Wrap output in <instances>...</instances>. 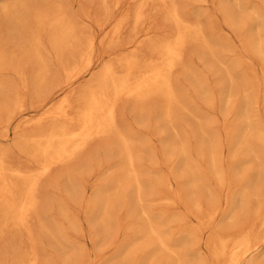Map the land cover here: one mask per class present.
Wrapping results in <instances>:
<instances>
[{
	"label": "bare ground",
	"instance_id": "6f19581e",
	"mask_svg": "<svg viewBox=\"0 0 264 264\" xmlns=\"http://www.w3.org/2000/svg\"><path fill=\"white\" fill-rule=\"evenodd\" d=\"M11 1V0H10ZM25 1V0H24ZM27 1V0H26ZM34 1V0H33ZM33 1H32V3H33ZM41 1V0H40ZM49 1V0H48ZM54 1V0H53ZM88 1V0H87ZM90 1V0H89ZM97 1V0H96ZM107 0H102L101 1V3L102 2H106ZM110 1V0H109ZM123 1H126V0H113V5H114V7L117 9V14H116V16L113 18V19H111V20H105V21H101V20H99V19H93V16H92V18L89 16V15H86V19H87V21H89V23H90V26H92V32L90 33V35L89 36H87L88 38H87V43H86V47H85V49L83 50V48H82V52L80 51V54H81V58H80V64L79 65H76V66H74V64H71L72 66L70 67V66H66V65H68V64H66L65 62H64V64H65V73H66V76H67V78L65 79V81L61 84V85H58V88L56 89V91H55V95H53V96H51L50 98H48L47 100H45L44 99V101L43 100H41V99H39V100H41L42 102L39 104V105H37V107H35V108H33V106L31 105V103H30V105L32 106V110H27V108H26V105H25V91H26V88H27V85H26V82H28L30 79H28L27 78V81H26V75L27 74H25V73H27V72H25L26 70H25V66H26V64H27V62H28V56L30 57L29 59H30V61H31V56H30V54L33 56V59H32V62L34 63V60L36 61V63L40 66L38 69H39V71L37 72L36 71V73H35V75L37 76V81H35V82H37V85L35 86L36 87V90L37 91H39V92H41L40 94H41V97H42V95H44L45 94V92H46V89H48V88H46V86H49L50 85V83H51V85H52V79H51V77L49 76V79H50V83H48L49 85H45V82L47 81L46 79H48L47 78V75H45V74H48L49 75V72L47 73L46 72V69L44 68L45 67V62H48L49 60H48V58H45V57H48L49 55H47V49H49V50H51L54 54H55V49H57V48H59V47H65V46H70L71 44H72V40H73V38H75L74 37V35L75 36H78L79 34H81L82 32L79 30V25L77 24V22H76V26H75V23H74V26L76 27V32H77V30H79V32H81V33H79L78 32V35H77V33L75 32V27L73 26V24L69 21L70 19H72L73 17H68L69 16V14H67V12H65V10L66 9H64V6L61 4V2H59V0H58V2H57V0H56V3H55V5H53V6H55V9H48V8H45V7H41V6H39L38 4L36 5V4H34L35 6H32V4H31V6L32 7H27L26 6V4H25V2L23 3V1H16V2H13V3H10L9 2V0L7 1H2V0H0V203H1V205H0V208L2 209V211H1V213L3 212V214H2V216H3V218L6 220L5 222H7V221H9V220H11V222L10 223H12L13 225L14 224H16L17 226H24V224L26 223V222H28V217H30V215H34L35 213V210H36V208H37V198H36V194L37 193H39L38 191V189H39V183H40V180L41 179H43V178H46V177H48L51 173H52V171L54 170V169H56V167L57 166H60V165H67V163H70V162H72V163H76V164H78V163H82L83 165L82 166H85V165H87V164H84V163H87V162H89L91 159H92V157H93V155L95 156V157H97V151H95V153L93 154H88V152L90 153L91 152V145L93 146V144H92V142L93 141H103V145H99L100 147H106V149H108L107 151H109V149H111V151H112V149L115 151V156L114 155H112V156H114V158L116 157H118V161H117V166H116V169L114 170L115 171V174L114 175H112V177L110 178L111 180L109 181H107V183H111L112 184V182H116V183H118L117 184V186H116V189H115V187L113 188V193L110 195V191H107V189L108 190H111V189H109L110 187H107V188H105V186L102 188V186L104 185H100L101 186V188L102 189H100V188H98V190H97V187H96V189H95V197H94V199L92 198H90L89 200H90V202H88V201H86V202H83V203H87L88 205H90L91 204V202H93L94 203V208L93 209H95L96 210V212H98L97 214H96V212H95V216L96 215H98L99 217H103V216H106L108 219H111V215L108 213V212H110V211H107L109 208H112L113 207V205H112V202L114 203L115 201H117V202H119L118 200H120V198H123L124 200H126V202H128L129 201V199L128 198H131V196L134 194L135 195V198H134V196H133V198L135 199V201H137L138 203H139V201H140V203H141V198H142V193H143V183H142V179L137 175V173H138V171L136 172V168H139V167H135L134 166V161H133V159H135L134 157H133V159L131 158V154L128 152V150L126 151V152H128V154H126V153H124V148H123V145H124V147H125V145L127 144V141H125V138H123V136L121 135V133L120 132H118L119 131V129H118V127H119V125L117 124V120H119V119H117V113H118V106H119V104H120V102L122 101V100H127V99H129V100H131L132 101V105H133V108H134V112H131V113H133V115H132V117H134V114H135V116L138 118V119H141L142 120V116L144 115V118L143 119H145V114L146 113H148V109L151 107V110L152 109H156L157 107V105L156 106H154V108H152V106H150L149 108H148V103L150 102H152L151 103V105L153 104V102H156V103H158L159 105H158V110H157V112L154 114V116H153V119L155 118V116L157 115V119L159 120V121H157V122H163L164 124H166L167 126L166 127H168V135L166 134V136H165V139H167V141L168 140H170V141H172L173 139H175V141L176 142H178V144H177V146L175 147V148H177L175 151H173V152H171V151H169V146L168 145H166L165 144V147H167L168 146V151L165 149V154H168V153H170L169 154V156L171 155H175V164H176V170H178V171H180L181 169H185V171H186V173H183L185 176H186V178L188 177V179L189 178H191V181L193 182L194 181V179L192 180V178H195V177H200L201 176V173H200V171L199 170H194L193 168H192V158H190L189 157V154H187V150H186V148H187V146H186V148L184 147V145H182L181 144V142H180V145H179V141H181V138L182 137H180L179 135H178V132L177 131H180V130H177V131H175V127L176 126H174L173 124H174V122H175V120H177L176 118H177V116L178 115H186V116H188V115H190V112H189V114L187 115V112L185 111V110H183V108H186V107H184L185 106V102L184 103H182L183 102V100H184V98H181V95L183 94V90H185L183 87H182V84H180V82H178L177 80H175V78H174V73L178 70V69H180L181 67H183V65H184V63L185 64H187L186 63V61L185 60H183V59H185V56H184V54H186V51L184 50L185 49V47H186V45L187 44H190V43H194L197 47H196V49H197V52H198V50H199V52H203V54L205 53L207 56L209 55L210 56V58L211 57H213L212 55H213V53H214V51H216V48H218V47H214V44H213V46H211L210 44H211V42L213 41L214 43H215V41H214V38L212 37V36H210L209 38L211 39V37L213 38L212 39V41L210 42L207 38H208V36H207V38H206V36H204L203 35V30H202V27L201 26H203L202 25V23H201V26L199 25V23L198 22H191L188 18L186 19V18H184V16L182 15V14H184L183 12H182V14H181V12H180V10H181V8H180V10H179V8H178V6L175 4V3H171V4H167V3H169V2H165V0H130V1H132V2H130V3H133L134 4V6H133V8L132 9H130V10H124V12H120L121 10H122V8H121V5H122V3H123ZM193 1V0H192ZM201 1V0H200ZM199 1V2H200ZM205 1V0H204ZM220 1V0H219ZM218 1V2H219ZM222 1H223V4H222ZM239 1H241L240 2V4H239ZM245 1L246 0H225V2H224V0H221V4L223 5V8H222V6H221V4L219 5V6H221L220 7V11L223 9V14L224 15H226V18H225V25L229 28V29H233V28H235V27H238V26H240V27H244V25L246 24V22H247V17L245 16V12H247V10H245V7H246V3H245ZM250 1V0H249ZM253 1V0H252ZM252 1H251V3H252ZM256 1H258V0H256ZM261 1H263V3H264V0H261ZM260 1V2H261ZM43 2V1H42ZM82 2V1H81ZM84 2H85V0H84ZM91 2V1H90ZM191 2V1H190ZM194 2V1H193ZM197 2V1H196ZM217 2V3H218ZM247 2V1H246ZM35 3H38V2H35ZM98 3V2H97ZM192 3V2H191ZM202 3H203V1H202ZM249 2H247V4H248ZM249 4V5H251V7L253 8V6H252V4ZM40 4H41V2H40ZM47 4H48V2H47ZM53 4H54V2H53ZM77 4V3H76ZM81 4V3H80ZM89 4V3H88ZM107 4V3H106ZM188 4V3H187ZM190 4V3H189ZM216 4V3H215ZM254 4V3H253ZM105 5V4H104ZM112 5V6H113ZM181 5V4H180ZM192 5V4H191ZM201 5V4H200ZM212 5V4H211ZM42 6H43V4H42ZM88 6V5H87ZM87 6H86V8H87ZM91 6V5H90ZM99 6V5H98ZM151 6H152V8H151ZM257 6V5H256ZM82 7V6H81ZM103 7V6H102ZM110 7H111V5H110ZM109 7V8H110ZM193 7V6H192ZM191 7V8H192ZM250 6H248V9L249 8H251ZM255 7V6H254ZM263 7V6H262ZM66 8V7H65ZM218 8V7H217ZM240 8V12L238 13V12H236L235 10H237V9H239ZM256 8H258V6L256 7ZM255 8V10L257 11V12H255V10H254V12L255 13H258V12H260V11H258V9H256ZM261 8V7H260ZM94 9V8H93ZM92 9V10H93ZM103 10H104V8H102ZM101 9V10H102ZM151 9L153 10V9H157V10H159V12L161 11V13H162V19H165L166 21H169L172 25H174L175 26V29H173V32L172 33H170V35H168V33H167V35L166 36H163V37H160V38H156V37H154V35H153V32H154V30L153 29H155L153 26H151L153 23L150 21V19H149V21L152 23V24H149V25H146V27H143V29L141 28V30L140 31H138V32H136L135 33V35L130 39V40H128L127 41V43L125 44V45H123V46H121V48H119V50L118 51H120V52H118V51H114V52H111L110 53V56H111V59H113L114 60V63H112V60L111 59H109V60H111V63L110 62H108V60L107 61H104V60H101V59H98V58H96L97 56H95V47H96V43L97 42H99L98 40H99V37L101 36V38H100V41L102 42V41H104V40H107L108 41V43H113L115 46L117 45L118 47L120 46L119 44H117L120 40H121V37H122V32H124L123 30H125V28H123L124 27V25H126V24H128V22H132L134 25H137L138 24V26H139V23H140V25L142 24V23H145V20L147 19V21H148V18H151L149 15L151 14L150 12H151ZM195 9H197V8H195ZM205 9V8H204ZM219 9V8H218ZM247 9V8H246ZM87 10V9H86ZM91 10V13L93 12ZM103 10H102V13H103ZM194 10V9H193ZM198 10V9H197ZM197 10H195V11H197ZM251 10V9H250ZM68 11H70V10H68ZM97 11H98V8H97ZM189 11H191V13L193 14V15H195L196 16V13H193V12H195V11H192V10H189ZM200 11V10H199ZM202 12H203V10H201ZM264 11V10H263ZM105 13H106V10L104 11ZM188 12V11H187ZM202 12H199V13H201V15L203 14ZM206 12V11H205ZM219 12V11H218ZM252 12V11H251ZM76 13V12H75ZM84 13V12H83ZM103 13L104 15H106V14H108V13ZM112 13V12H111ZM150 13V14H149ZM210 13V12H209ZM239 15H238V14ZM248 13H249V11H248ZM253 13V12H252ZM260 13H262V11L260 12ZM70 14L72 15V13L70 12ZM84 14H86V13H84ZM190 14V13H189ZM192 14H190L191 16L190 17H192ZM222 14V13H221ZM235 14H237L238 16H239V18L237 17H235L236 19H237V21H235L236 19L234 18V16H235ZM242 14H243V17H242ZM83 15V14H82ZM95 15H97V13L95 14ZM152 15V14H151ZM159 15V14H158ZM188 15V14H187ZM186 15V16H187ZM198 15V14H197ZM200 15V16H201ZM236 15V16H237ZM241 15V16H240ZM252 14H250V16H251ZM263 15V17H264V13L262 14ZM73 16V15H72ZM108 16V15H107ZM111 16V15H110ZM161 16V15H160ZM204 16L205 17H203V15H202V17L205 19L206 18V14H204ZM209 16H210V14H209ZM212 16V15H211ZM248 16V15H247ZM256 16H257V18H256V20H259L260 18H259V13L258 14H256ZM255 16V17H256ZM103 18H106V17H104V16H102ZM113 17V16H112ZM189 17V16H188ZM197 17V16H196ZM213 17H214V15H213ZM252 17H254V16H251V19H252ZM70 18V19H69ZM75 18V17H74ZM77 18V17H76ZM103 18H101V19H103ZM194 18V17H193ZM198 18V17H197ZM208 18L209 17H207V20H208ZM212 18V17H211ZM249 18V17H248ZM259 18V19H258ZM157 19H159V17H157ZM194 19H196V18H194ZM214 19V18H213ZM235 19V20H234ZM250 19V18H249ZM248 19V20H249ZM250 19V20H251ZM78 20V19H77ZM77 20H74V19H72L71 21H77ZM152 20V19H151ZM240 20V21H239ZM262 20H264V18L262 19ZM31 22L32 23V26H29L27 23L28 22ZM80 21V20H79ZM147 21H146V23H147ZM200 21V20H199ZM212 21V20H211ZM213 21H215V20H213ZM253 21V20H252ZM149 22V23H150ZM249 22V21H248ZM247 22V23H248ZM258 22V21H257ZM79 23V22H78ZM145 23V24H146ZM154 23H157L156 21L154 22ZM158 23H159V21H158ZM162 23V22H161ZM166 23V22H165ZM168 23V22H167ZM254 23H255V18H254ZM254 23H253V25H254ZM259 24H261L262 25V23H263V21H261V19L259 20V22H258ZM84 24V23H83ZM87 24V23H86ZM144 24V25H145ZM237 24H238V26H237ZM249 24V23H248ZM257 24V23H256ZM255 24V25H256ZM133 25V26H134ZM154 25V24H153ZM156 25V24H155ZM170 25V24H169ZM209 25V24H208ZM212 25V24H211ZM253 25L252 26H248L249 28L250 27H252L253 28ZM157 26V25H156ZM173 26V27H174ZM158 27V26H157ZM160 27H161V25H160ZM164 27V26H163ZM167 27V26H166ZM165 27V28H166ZM169 27V26H168ZM213 27V26H212ZM215 27H216V25H215ZM263 27V26H262ZM261 27V28H262ZM83 28V27H82ZM81 27H80V29H82ZM136 28H137V26H136ZM139 28V27H138ZM137 28V30H139ZM245 28V27H244ZM249 28H248V32H250V30H249ZM259 29L260 30V27L259 26H255V29L254 30H252L251 32L253 33V31H254V35L256 36L257 34H256V29ZM264 28V27H263ZM133 29H135V28H133ZM204 29V28H203ZM208 29H210L209 27H208ZM236 29L237 28H235L234 30L236 31ZM242 29V28H241ZM251 29V28H250ZM157 30V29H156ZM163 30V29H162ZM166 30V29H165ZM207 30V29H206ZM216 30H218V29H216ZM243 30V29H242ZM258 30V31H259ZM83 31V30H82ZM135 31V30H134ZM158 31V30H157ZM156 31V32H157ZM161 31V30H160ZM168 31H169V29H168ZM212 30H210V32H211ZM264 31V30H263ZM43 32H45V33H47L48 35H49V41L47 42V44H48V48L46 49V47L47 46H45L43 43V40L41 41V38H40V36L42 35V33ZM126 32V31H125ZM216 32V31H215ZM240 32V31H239ZM250 32V33H251ZM45 33H43V34H45ZM76 33V34H75ZM217 33H220V32H217ZM243 33V32H242ZM245 33H246V31H245ZM252 33L250 34L251 36H254V35H252ZM85 34V33H84ZM88 34V33H87ZM162 34V33H161ZM164 34V33H163ZM205 34V33H204ZM209 34V33H208ZM211 34V33H210ZM222 33H220V35H221ZM259 34V33H258ZM47 35V36H48ZM206 35V34H205ZM214 35V34H213ZM219 35V34H218ZM223 35V34H222ZM241 35V34H240ZM249 35V34H248ZM250 35H249V37H250ZM263 34H261V36H262ZM44 36V35H43ZM46 36V35H45ZM47 36L45 37L46 39H47ZM79 36H81V35H79ZM84 36V35H83ZM227 36V37H226ZM224 38L226 39V41L224 40V41H222L220 44H218V42H217V44H215V46L216 45H220L219 46V48L220 47H224V49H228V47L229 46H231L232 44L231 43H233L234 41L232 40V38L230 37V36H228V35H226ZM127 37V36H126ZM217 37V36H216ZM248 37V36H247ZM257 37V39H259L258 38V36H256ZM77 38V40L79 39V37H76ZM81 38V37H80ZM123 38V37H122ZM129 38V37H128ZM251 38V37H250ZM251 39H253L254 40V38H251ZM261 39V38H260ZM264 39V38H263ZM45 40V39H44ZM76 40V39H75ZM80 40V39H79ZM78 40V41H79ZM222 40H223V38H222ZM233 42H232V41ZM86 41V40H85ZM145 41H147V42H145ZM248 41V40H247ZM256 41V40H255ZM254 41V42H255ZM73 42H74V40H73ZM144 42L145 43H148L149 44V46H147V50H146V52H144V53H142L141 52V50L142 49H144L145 48V44H144ZM219 42H220V40H219ZM242 42H244V41H242ZM246 42V41H245ZM249 42V41H248ZM258 42V41H257ZM79 44H80V42H78ZM100 43V42H99ZM123 43V42H122ZM125 43V42H124ZM247 43V42H246ZM45 44H46V42H45ZM84 44H85V42H84ZM98 44V43H97ZM194 44H190V45H187V47L188 46H191V45H194ZM231 44V45H230ZM235 44V43H234ZM242 44V43H241ZM243 44H245V43H243ZM243 44H242V47L240 48L241 50H242V48H243ZM263 43L261 42V41H259L258 43H257V49L258 48H260V46H262V47H264L263 45H262ZM78 45V44H77ZM236 45V44H235ZM245 45H248V44H245ZM75 45H72V47H74ZM109 46H111V45H109ZM115 47V48H117L118 49V47ZM255 45H253V44H250L249 45V47H252V49H256V48H253ZM72 47H68L69 49H70V51H71V48ZM103 47H104V45H103ZM192 47V46H191ZM215 48V50L213 49V48ZM233 47H235V46H233ZM232 46H231V48H233ZM248 47V46H247ZM247 47H246V50H248L249 51V49H251V48H249V49H247ZM77 48H78V46H77ZM190 48V47H189ZM193 48L195 49V46H193ZM218 48V49H219ZM42 49H45L46 50V55L47 56H45L44 58L42 57V53H44V52H42L41 50ZM60 49V48H59ZM73 49V48H72ZM146 49V48H145ZM187 49V48H186ZM192 49V48H191ZM217 49V50H218ZM235 49V48H234ZM240 49H237V52H236V50L234 51V50H232V49H230V50H232V51H228V52H235V54L236 53H240V51H238V50H240ZM251 49V50H252ZM257 49L255 50V51H257ZM63 50V49H62ZM78 50H80V49H78ZM110 50V49H109ZM112 50V49H111ZM193 50V49H192ZM243 50H245L244 48H243ZM242 50V51H243ZM245 50V51H246ZM250 50V51H251ZM58 51V50H57ZM56 51V52H57ZM67 51V50H66ZM69 51V50H68ZM126 51V52H125ZM128 51V52H127ZM185 51V52H184ZM253 51V53L255 54V51L254 50H252ZM262 51H263V49H262ZM50 52V51H49ZM51 52V54L54 56V54ZM196 52V51H195ZM196 52V53H197ZM201 52V53H202ZM244 52V51H243ZM242 52V53H243ZM257 52H260V51H257ZM58 54H57V56L59 55V51L57 52ZM63 53V52H62ZM65 53V52H64ZM104 53H106V52H104ZM108 53V52H107ZM195 53V54H196ZM216 53H219V52H215L214 53V55L216 54ZM222 52H221V49H220V54H221ZM249 53V52H248ZM251 53V52H250ZM253 53L251 54V55H253ZM79 54V53H78ZM97 54V53H96ZM225 54H228V53H225ZM232 54H234V53H232ZM244 54H245V52H244ZM257 54V53H256ZM262 54H264V51L260 54V57H261V55ZM61 55V54H60ZM69 55H71V53L69 54ZM68 55V56H69ZM72 55H73V52H72ZM102 55V54H101ZM222 55V54H221ZM240 55V54H239ZM239 55H238V57H239ZM242 55V54H241ZM240 55V56H241ZM62 56V55H61ZM61 56H58V57H60L61 58ZM67 55H66V57H68ZM77 56V55H76ZM109 56V57H110ZM203 56H205V55H203ZM208 56V57H209ZM217 56V55H216ZM219 56V55H218ZM231 56V55H230ZM226 57L227 58V60H226V62L228 61V64L229 65H227V63H223V60L224 59H222V58H220L219 60H218V62L217 63H223V64H226L227 66H229V68H227V70H224L223 72L222 71H218V72H222V81H220V82H222V83H220V85L218 84V83H216L217 85H219V87H218V94L221 92L222 94H226L225 92H227V94L228 93H230V86L229 85H231V84H233V81L236 79V76L237 75H239V76H237V77H239V79H240V81L242 82L241 84H237V85H243V93L241 92V90H240V92L242 93H240V95H243V96H241L242 97V99H241V104H240V102H239V104H240V106L238 105V106H236L235 105V108L236 107H238V108H236V110H235V113H236V111L238 112V113H236V115L238 114V115H240V116H242V120H241V122H239V123H243V126L244 127H242L243 129H241L240 127L242 126V124H241V126L239 127V125L238 124H235V126H237L238 127V130L236 129V128H234V124H233V127L232 128H234L235 130H237V131H239V129H241L238 133L236 132V133H233L235 130H233L232 131V128H231V132L233 133V134H236V136H235V139H237V140H239V142L241 141V142H243V141H245V134H246V130H248L249 129V123H251V122H257V114H258V112H257V114H255V116H254V118H256V120L254 121H252V119H250L251 117H250V115L252 114L251 112V114L250 113H248V111L249 110H251L252 111V109L256 106L255 104H254V107L252 108H248L249 106H248V103H249V98H248V96H250V94L252 93L253 95H255L256 94V90L255 89H257L256 87H254L255 89H251V90H255L254 92H255V94H254V92H252L251 90L249 91V90H247V89H245V87H246V83H247V80H248V77H247V75H246V73L250 76V74L252 73H248V72H250L249 71V69H247L248 70V72L247 71H245V69L247 68V67H244V65H246L245 64V62H244V60H242V58H240V59H237L235 56H233V58L232 57ZM257 56H259V53H258V55ZM57 57V61H56V63H58L59 65H60V63L61 62H59V59L60 58H58ZM63 57V56H62ZM75 57V56H74ZM220 57V56H219ZM222 57V56H221ZM236 59H235V58ZM253 57V56H252ZM256 57V56H255ZM254 57V58H255ZM263 57V56H262ZM49 58H51L50 56H49ZM69 58V57H68ZM101 58V57H100ZM204 58H206V57H204ZM259 58V57H258ZM44 59H45V61H44ZM53 59H55V57H53ZM108 59V58H107ZM202 59V58H201ZM218 59V58H217ZM257 59V58H256ZM255 59V60H256ZM46 60H48V61H46ZM50 60H52V59H50ZM63 60V59H62ZM65 60V59H64ZM67 60H69V59H67ZM79 60V59H78ZM199 60H200V58H199ZM202 60H204V59H202ZM214 60H216V59H213L212 58V61H214ZM224 60V61H225ZM260 60V59H259ZM29 61V62H30ZM61 61V60H60ZM185 61V62H184ZM205 61V60H204ZM28 62V63H29ZM51 62V61H50ZM215 62V61H214ZM213 62V64H215ZM49 63V62H48ZM52 63V62H51ZM50 63V64H51ZM189 63L190 62H188V64L187 65H189ZM261 63V62H260ZM259 63V64H260ZM53 64V63H52ZM55 64V63H54ZM64 64H62V65H64ZM70 64V63H69ZM78 64V63H77ZM192 64H193V61H192ZM204 64H205V62H204ZM220 64V65H221ZM244 64V65H243ZM31 65H32V63H31ZM33 65H35V64H33ZM191 65V64H190ZM216 66H217V64H215ZM219 65V66H220ZM248 65H249V63H248ZM29 66H30V63H29ZM36 66V65H35ZM58 66V65H57ZM195 65H193V67H194ZM210 66V65H209ZM215 66V67H216ZM222 66V65H221ZM48 67V66H47ZM59 67V66H58ZM186 67H188V66H186ZM192 67V68H193ZM218 67V66H217ZM223 67V66H222ZM262 67V71L263 72H261V73H264V68H263V66H261ZM50 67H48V69H49ZM56 68V67H55ZM55 68H54V70H55ZM61 68H64L63 66H61ZM192 68H186L187 70H184L183 72V75H184V77H185V80H187V83H189L188 85H189V87L191 88L190 90L192 91H194V93L196 92V93H206L205 92V90L207 91V89H206V84L204 83V80H206L207 79V76H205V72L204 73H202V74H204L203 75V77L202 76H199V74L202 72V70H200L199 68H197V69H199L201 72H199V74H198V71L196 72L195 71V69L193 70ZM203 68H205V67H203ZM221 68V67H220ZM236 69L237 70V68H239L240 69V71H236V72H234L233 70H231V69ZM47 69V70H48ZM184 69V68H183ZM196 69V70H197ZM206 69V68H205ZM222 69V68H221ZM220 69V70H221ZM224 69V68H223ZM260 69V68H259ZM33 70H34V68H33ZM35 70H37V67H36V69ZM229 70H231V72L233 71L234 73H237L238 72V74L236 75V74H232ZM250 70H253V69H250ZM260 70V71H261ZM9 71H11L12 72V75H8L7 73L9 72ZM50 71V70H49ZM211 71V70H210ZM58 72V71H57ZM178 72V71H177ZM246 72V73H245ZM213 73H214V71H213ZM31 74V73H30ZM51 74V73H50ZM55 75V74H54ZM61 75V74H60ZM182 75V74H181ZM201 75V74H200ZM219 75V77L221 76V74H218ZM204 76L206 77V79H204L203 80V78H204ZM251 76H253L254 78L253 79H255V76L254 75H252L251 74ZM250 76V77H251ZM263 76V75H262ZM28 77V76H27ZM34 77V76H33ZM83 77H87V79L83 82V81H81L80 79L81 78H83ZM202 77V78H201ZM235 77V78H234ZM11 78H12V81H10L11 80ZM30 78V77H29ZM35 78V77H34ZM34 78H32V79H34ZM58 78V77H57ZM64 78H65V76H64ZM221 78V77H220ZM220 78H219V80H220ZM233 78H234V80H233ZM257 78V77H256ZM8 79H9V81H8ZM54 79H56V78H54ZM178 79V78H177ZM238 79V78H237ZM236 79V80H237ZM262 79H263V77H262ZM34 80H36V79H34ZM34 80H32V83L34 82ZM182 80V79H181ZM211 80V79H210ZM234 81L235 83V86H236V82H238L239 83V81ZM264 80V79H263ZM14 81V82H13ZM49 81V80H48ZM55 81V80H54ZM183 81V80H182ZM207 81V80H206ZM218 81V80H217ZM253 81V80H252ZM255 81V80H254ZM257 81H258V78H257ZM14 84H13V83ZM185 82V81H184ZM208 82V81H207ZM219 82V81H218ZM29 83H31V82H29ZM28 84V83H27ZM47 84V83H46ZM205 84V85H204ZM253 84H255L256 85V81L253 83ZM34 85V84H33ZM258 85V84H257ZM262 85V84H261ZM53 86V85H52ZM214 86V85H213ZM228 86V87H227ZM232 86V85H231ZM34 87V88H35ZM45 87V88H44ZM49 87H51V86H49ZM188 87V86H187ZM253 87V86H252ZM209 88H210V86H209ZM232 88V87H231ZM247 88V87H246ZM263 88V87H262ZM30 89V88H29ZM44 89H45V91H44ZM212 89H213V87H212ZM258 90V89H257ZM34 91V90H33ZM44 91V92H43ZM213 91H214V89H213ZM220 91V92H219ZM237 91H239V90H237ZM249 91V94H247V92ZM261 91V90H260ZM264 91V90H263ZM30 92H31V90H30ZM29 92V93H30ZM36 92V91H35ZM38 92V93H39ZM48 92V91H47ZM233 92H234V90H233ZM44 93V94H43ZM182 93V94H181ZM185 93V92H184ZM213 93H215V91L213 92ZM220 93V95H222ZM231 93H232V91H231ZM235 93V92H234ZM28 94V93H27ZM32 94V93H31ZM40 94H37L38 96L40 95ZM49 94V93H48ZM179 94H181L180 95V97H179ZM186 94H187V92H186ZM207 94V93H206ZM36 95V94H35ZM36 95V96H37ZM184 95V94H183ZM182 95V96H183ZM202 95V94H201ZM205 95V94H204ZM215 95H216V93H215ZM232 95H234L233 97H231L230 99L231 100H233V99H236V98H234V97H237V95H235V94H232ZM28 96V95H27ZM185 96V95H184ZM183 96V97H184ZM196 96H197V94H196ZM226 97H227V95H225ZM229 96H230V94H229ZM229 96H228V98H229ZM252 96V95H251ZM256 96V95H255ZM258 96V95H257ZM29 97V96H28ZM200 97H202V96H200ZM210 97V96H209ZM222 97V96H221ZM264 97V96H263ZM183 99L182 101H181V99ZM223 98H224V96H223ZM233 98V99H232ZM254 98V97H253ZM259 98V97H258ZM42 99H43V97H42ZM209 99V98H208ZM29 100H30V98H29ZM213 100V99H212ZM225 99H223L222 101L223 102H226V100L224 101ZM250 100H251V97H250ZM32 101H33V99H32ZM185 101H187V97H185ZM209 101V100H208ZM214 101H215V99H214ZM213 101V102H214ZM229 100H227V102H228ZM237 101V100H236ZM257 100H255L254 102H256ZM188 102V101H187ZM195 102V101H194ZM197 102V101H196ZM194 103V104H197V103ZM210 102V101H209ZM208 102V103H209ZM212 102V101H211ZM226 102V103H227ZM149 103V104H150ZM155 103V104H156ZM207 103V104H208ZM233 103V102H232ZM236 103V102H235ZM253 103V102H252ZM252 103H249V105L250 106H252L253 104ZM129 104V103H128ZM184 106H183V105ZM215 104V103H214ZM237 104H238V102H237ZM252 104V105H251ZM29 105V104H28ZM35 105V104H34ZM130 105V104H129ZM131 105V106H132ZM154 105V104H153ZM188 105V104H187ZM190 105V104H189ZM189 105H188V107H189ZM193 105V104H192ZM197 105H199V104H197ZM213 105V103H211V106ZM224 105H226V104H224ZM231 105V104H230ZM229 105V106H230ZM234 105V104H233ZM260 105V104H259ZM264 105V104H263ZM208 106V105H207ZM215 106V105H214ZM187 107V108H188ZM201 107V106H200ZM218 107V106H217ZM120 108V107H119ZM132 108V107H131ZM178 108H181L183 111H185L184 113H181V112H183V111H179V113L180 114H178L177 112H178ZM192 108V107H191ZM190 108V109H191ZM196 108H198V107H194L193 109L194 110H196V111H194V116L195 117H198V113L199 112H197V109ZM230 108H232V107H230ZM181 109H179V110H181ZM225 109V108H224ZM233 110H234V106H233V108H232ZM249 109V110H248ZM150 110V111H151ZM233 110L231 111V113H233ZM254 110V109H253ZM264 110V109H263ZM133 111V110H132ZM153 111H156V110H152V112ZM225 111H227V110H225ZM228 111H230V109H228ZM255 111V110H254ZM253 111V112H254ZM262 112V111H261ZM151 113V112H150ZM154 113V112H153ZM191 113V114H192ZM230 113V112H229ZM229 113H226V114H229ZM247 113H248V115H247ZM128 114V113H127ZM149 114V113H148ZM176 114H178V115H176ZM205 114V113H204ZM208 114H209V112H208ZM119 115V114H118ZM129 115V114H128ZM182 115V116H183ZM233 115V114H232ZM235 115V114H234ZM233 115V116H234ZM148 116H150V118H151V114H149ZM193 116V117H194ZM205 116V115H204ZM209 116V115H208ZM237 117V122H238V118H241V117ZM248 116H249V120H248ZM252 116V115H251ZM259 116V115H258ZM131 117V116H130ZM136 117H134L135 118V121H136ZM188 117H192L191 115L190 116H188ZM203 117V116H202ZM232 117V116H231ZM146 118H148L147 116H146ZM150 118H148V119H150ZM181 118V117H180ZM184 119H186L185 117H183ZM209 118V117H208ZM211 118V117H210ZM210 118L208 119V120H210ZM253 118V119H254ZM147 119V120H148ZM179 119V118H178ZM190 119V118H189ZM196 119V118H195ZM212 119V118H211ZM220 119V118H219ZM234 119V118H233ZM180 120V119H179ZM191 120V119H190ZM200 120V119H199ZM235 121H236V118L234 119ZM240 120V119H239ZM247 120L248 121H251V122H247ZM258 120H260V118L258 119ZM146 121V120H145ZM149 121V120H148ZM147 121V122H148ZM186 121V120H185ZM197 120H195V122H196ZM204 121H205V119H204ZM224 121V120H223ZM234 121V122H235ZM119 122V121H118ZM129 122V121H128ZM128 122H126V123H128ZM178 122V121H177ZM193 122H194V119H193ZM194 122V123H195ZM199 122V121H198ZM206 122H208L207 120H206ZM205 122V123H206ZM229 122H231V121H229ZM123 123V122H122ZM132 123L133 124H135L134 122H133V119H132ZM182 123V122H181ZM202 123H203V121H202ZM212 123H213V121H212ZM144 123H142V126H145L146 124H144ZM153 124V122H152V120H151V125ZM156 124V123H155ZM186 124V123H185ZM185 124H183V125H185ZM195 124H197V123H195ZM200 124V123H199ZM210 124V122H208V125ZM231 124V123H230ZM257 124H258V126H259V123L257 122ZM118 125V126H117ZM126 125V124H125ZM182 125V126H183ZM190 126H191V124H189ZM206 125H207V123H206ZM214 125V124H213ZM128 126H130L129 125V123H128ZM135 126V125H134ZM138 126V125H137ZM140 126H141V124H140ZM139 126V127H140ZM148 126H150V122H149V125H147V129H148ZM159 126H161V125H159ZM158 126V127H159ZM180 126V125H179ZM188 126V125H187ZM189 126V127H190ZM198 126V125H197ZM197 126H196V129H197ZM202 126V125H201ZM204 126V125H203ZM210 126V125H209ZM226 126V125H225ZM224 126V127H225ZM262 126V125H261ZM126 127V126H125ZM132 127V126H131ZM131 127H129L130 129H131ZM154 127H155V125H154ZM165 127V126H164ZM164 127H163V129H164ZM186 127V125L184 126V131H185V128ZM205 127V126H204ZM264 127V126H263ZM121 128V127H120ZM133 128V127H132ZM145 128V127H144ZM161 128V127H160ZM201 128V127H200ZM228 128V127H227ZM261 128V127H260ZM259 128V129H260ZM149 129H152L154 132L156 131V129H157V126L155 127V128H153V126H152V128L151 127H149ZM178 129V128H177ZM179 129H180V127H179ZM191 130H192V132H193V126L190 128ZM225 129V128H224ZM229 129H230V127H229ZM158 130V129H157ZM160 130V129H159ZM166 130V129H165ZM183 129H181V131L180 132H183L182 131ZM203 130H204V128H203ZM261 130V129H260ZM264 129L262 128V131H263ZM121 131H122V128H121ZM126 131H127V129H126ZM133 131H134V129H133ZM228 131V130H227ZM249 131V130H248ZM247 131V132H248ZM261 131V132H262ZM159 132H161V131H159ZM158 132V133H159ZM162 132H163V130H162ZM186 132V131H185ZM188 132V131H187ZM186 132V133H187ZM205 132V131H204ZM209 132H211V131H209ZM253 132H255V131H253ZM260 131H258L257 133H259ZM260 132V134H258L259 136L258 137H260V135H262V133ZM124 133H127V132H124ZM134 133V132H133ZM135 133H136V131H135ZM156 133H157V131H156ZM156 133H154V134H156ZM156 134V135H160V134ZM164 133V132H163ZM174 133V134H173ZM194 133V134H193ZM192 134L193 135H195V133H197V134H199L198 133V131L197 132H195V127H194V132H193ZM202 133V132H201ZM206 133H207V131H206ZM249 133V132H248ZM257 133L255 134V136L257 135ZM122 134H123V131H122ZM139 134V133H138ZM176 135V137H177V135L179 136V139H178V141H177V139H176V137H174L173 138V135ZM205 134V133H204ZM230 134V133H229ZM232 134V135H233ZM252 134V133H251ZM263 134H264V132H263ZM127 134H125V136L124 137H128V136H126ZM164 135H165V133H164ZM181 135V134H180ZM183 135V134H182ZM187 135V134H186ZM191 134H189V136H190ZM250 134H248L247 135V142H248V138L250 137V139H252V142H254L255 141V139H254V141H253V138H251V135L249 136ZM138 136V135H137ZM136 136V137H137ZM184 136V135H183ZM196 136H198V135H196ZM195 136V137H196ZM204 136H206V135H204ZM210 136V135H209ZM217 136H218V134H216V138H217ZM221 136V135H220ZM225 136V135H224ZM229 136H231V134L229 135ZM249 136V137H248ZM252 136H253V134H252ZM254 136V137H255ZM130 137H132V135L130 134ZM139 137V136H138ZM161 137V136H160ZM186 137V136H185ZM191 137V136H190ZM189 137V138H190ZM199 137V141H200V137H201V135H199L198 136ZM198 137H196V138H198ZM213 138H214V141H215V137H214V135L212 136ZM257 137V136H256ZM141 138H144V137H141ZM149 138V137H148ZM159 138V137H158ZM188 138V137H187ZM205 138V137H204ZM229 138V137H228ZM261 138H263L264 139V137H261ZM260 138V139H261ZM121 139H124V141L126 142V144H123L122 145V141L120 142V140ZM128 139V138H127ZM132 139V138H131ZM131 139H130V142H131ZM134 139V138H133ZM133 139H132V142H136V138H135V141H133ZM140 139V138H139ZM139 139H138V141H139ZM161 139V138H160ZM164 139V138H163ZM206 139V138H205ZM212 139V138H211ZM220 139V138H219ZM223 139V138H222ZM250 139H249V141H250ZM257 139L258 138H256V142H259V139H258V141H257ZM243 140V141H242ZM128 141H129V139H128ZM144 141H145V138H144ZM188 141H189V139H188ZM198 141V142H199ZM226 141V140H225ZM229 141H230V139H229ZM229 141H228V143H229ZM232 141H234V139H232ZM131 142V143H132ZM161 142V141H160ZM169 142V141H168ZM174 142V141H173ZM182 142H184L185 143V139H184V137L182 138ZM201 142V141H200ZM200 142L198 143V144H200ZM221 142V141H220ZM220 142H218V143H220ZM227 142V141H226ZM255 142V143H256ZM264 142V141H263ZM94 143V142H93ZM102 143V142H101ZM145 143H147V141L145 142ZM151 143V142H150ZM163 143V142H162ZM197 143V142H196ZM203 143H204V139H203ZM203 143H201V145L203 144ZM214 143H216L217 144V142H214ZM222 143H224V142H221V145H220V147L222 146ZM233 143V142H232ZM255 143H254V145H253V143H252V147H254L255 146ZM128 144H129V142H128ZM164 144V143H163ZM170 144V143H169ZM174 144H176L175 142H174ZM240 144V143H239ZM242 144V143H241ZM245 144H248V143H246V141H245ZM251 142L248 144V145H246V147L248 148V150L246 149V151H249V153L251 154H249L248 156H246V157H248L250 160H252V158H254L255 160L257 159H259L260 158V156L262 157V158H264V155L262 156V155H258L255 151H254V149H257V147H259V145L258 146H256V148L254 147V149H252V148H250L251 147ZM260 144H261V141H260ZM95 145H97V144H95ZM94 145V146H95ZM146 145V144H145ZM179 145V146H178ZM213 145V144H212ZM228 145V144H227ZM230 145V144H229ZM249 145H250V147H249ZM262 145V144H261ZM99 146H95L96 148H98ZM127 146V145H126ZM149 146H150V144H149ZM149 146L147 145V147L149 148ZM152 146V145H151ZM154 146V145H153ZM162 146V145H161ZM171 146V145H170ZM193 146H195V145H193ZM204 146H205V143H204V145H203V148H204ZM235 146V145H234ZM90 147V148H89ZM105 147H104V152H107L106 150H105ZM129 147H131V146H129ZM133 147V146H132ZM172 147V146H171ZM170 147V148H171ZM202 147V146H201ZM218 147V146H217ZM229 147V146H228ZM235 147H238V149H239V147H240V145L238 146H235ZM263 147H264V145H263ZM101 148V149H102ZM153 148V147H152ZM189 148H191V146L189 147ZM196 148H197V146H196ZM195 148V149H196ZM206 146H205V153H207V150H206ZM241 148H242V146H241ZM241 148H240V150H241ZM88 149H90V151H88ZM100 149V148H99ZM126 149H127V147H126ZM131 149H133V148H131ZM154 149V148H153ZM162 149H164V147L162 148ZM162 149H159L158 151L159 152H161V153H159L158 151H155V149H154V151L157 153H159L160 155H162L163 153H162ZM208 149V148H207ZM226 149V148H225ZM259 149V148H258ZM17 151L18 152V154H17V156L16 157H18L19 158V154H21V155H25V156H27V158L26 159H30L31 161H32V164L30 165V167L28 168H26V169H22V168H19L17 165H19L18 163H17V165H16V167L15 166H10V164H8V160L10 159V160H12L13 161V153H14V151ZM93 150V149H92ZM98 150V149H97ZM144 150H146L145 148H144ZM157 150V149H156ZM161 150V151H160ZM189 151H190V149H188ZM203 150V149H202ZM201 150V151H202ZM219 150V149H218ZM221 150H222V147H221ZM235 150V149H234ZM233 150V151H234ZM263 150H264V148H263ZM93 151V152H94ZM99 151V150H98ZM101 151V150H100ZM133 151V150H132ZM148 151H149V149H148ZM147 151V152H148ZM153 151V150H152ZM151 150L149 151L150 153H146L145 151H144V153L147 155V154H150V155H147L148 157L150 156V158H149V160H151V155H152V152ZM166 151L168 152V153H166ZM191 151H192V149H191ZM190 151V152H191ZM195 151V150H194ZM196 151H197V149H196ZM200 151V152H201ZM213 151V150H212ZM216 151V150H215ZM237 151H239V150H237ZM242 151H243V149H242ZM242 151H240L239 153L241 154V152ZM259 151V150H258ZM262 151V150H261ZM103 152V153H104ZM175 152V153H174ZM200 152H198V153H200ZM211 152V151H210ZM217 152V151H216ZM244 152V151H243ZM242 152V153H243ZM87 153V154H86ZM108 153H110V152H108ZM212 153H214V152H211V154ZM232 153V152H231ZM231 153H229V154H231ZM262 153V152H261ZM15 154V153H14ZM86 154V155H85ZM107 154V153H106ZM127 156H125V155ZM154 154V153H153ZM193 154V153H192ZM19 155V156H18ZM108 155V154H107ZM109 155H111V154H109ZM191 155V154H190ZM233 155H237L238 156V152L236 153V150L234 151V154ZM242 155V154H241ZM102 156H104V155H101V157ZM154 156V155H153ZM163 156V155H162ZM162 156H160V157H162ZM169 157V159L168 160H164V161H168V163H170L169 161L172 159L173 161H174V159H173V156L172 157ZM193 156V158H196V156H194V154L192 155ZM191 156V157H192ZM11 157L13 158V159H11ZM21 157H23V156H21ZM104 157H106V156H104ZM103 157V158H104ZM108 157H110V156H108ZM156 157V156H155ZM166 157V156H165ZM234 157H236V156H234ZM233 157V158H234ZM242 157V156H241ZM17 158V159H18ZM102 158V159H103ZM116 158H115V160H116ZM154 157H152V160L151 161H153L154 159H153ZM159 158V157H158ZM167 158V157H166ZM230 158V157H229ZM228 158V159H229ZM232 158V160H234ZM237 158L238 157H236V160L235 161H237ZM100 160H101V158H99ZM98 159V160H99ZM198 159V158H197ZM203 159V158H202ZM247 159V158H246ZM23 160V159H22ZM27 160V161H28ZM98 160H96L97 162H98ZM109 160V159H108ZM108 160H104V161H108ZM110 160H111V163H112V161H114V159L112 160L111 159V157H110ZM146 160V159H145ZM157 160V159H156ZM210 160H211V162H212V164L211 163H209L210 165H212L211 167H213V165L215 166V159H214V156H213V154L210 156ZM217 160V159H216ZM257 160H256V163H257ZM16 161V160H15ZM26 161V160H25ZM26 161V162H27ZM103 161V160H102ZM102 161L100 162V163H102ZM164 161H163V159H162V162H161V164L162 165H164V166H162L161 164L159 165V167H164V169H165V166H166V163L164 164ZM172 161V162H173ZM201 161V160H200ZM258 161H260V162H262V159H260V160H258ZM14 162V161H13ZM109 162V161H108ZM107 162V163H108ZM146 162V161H145ZM159 162H160V160H159ZM158 162V163H159ZM171 162V163H172ZM239 162V161H238ZM20 163V162H19ZM30 163V162H29ZM94 163H95V161H94ZM100 163H98V165L100 164ZM115 163V162H114ZM155 163V162H154ZM167 163V164H168ZM171 163L170 164H168L171 168L174 166V164H173V166H171ZM196 163V162H195ZM202 163V162H201ZM224 164H225V162H223ZM240 163V162H239ZM246 164H248V162H245ZM250 163H251V161H250ZM14 164H16V163H14ZM25 164V163H24ZM149 165L151 164V163H148ZM194 164V163H193ZM198 164V163H197ZM207 164V163H206ZM236 164V163H235ZM242 164V163H241ZM69 165V164H68ZM109 165V164H108ZM107 165V166H108ZM199 165V164H198ZM204 165V164H203ZM217 165V164H216ZM226 165V164H225ZM234 165V164H233ZM243 165V164H242ZM252 165H254V164H252ZM264 165V164H263ZM262 165V166H263ZM27 166V165H26ZM25 166V167H26ZM103 166H104V164H103ZM113 166H114V164H113ZM125 166H127L128 167V169H126L125 168ZM153 166V165H152ZM151 166V167H152ZM155 166V165H154ZM206 166V165H205ZM227 166V165H226ZM244 166H246L247 167V165H244ZM248 166H250V165H248ZM63 167V166H62ZM66 167V166H65ZM70 167V166H69ZM68 167V168H69ZM87 168H88V166H86ZM85 167V168H86ZM93 167H94V165H93ZM97 167V166H96ZM101 167V166H100ZM110 167H111V165H110ZM145 167H147L146 165H145ZM151 167H150V169H151ZM156 167V166H155ZM154 167V168H155ZM167 168L165 169L166 170V172L167 171H169V170H172V169H170L168 166H166ZM239 166H237V167H234V168H237V170L239 171V169L240 168H238ZM256 167H258V166H256ZM67 168V167H66ZM65 168V169H66ZM68 168H67V170H68ZM71 168V167H70ZM70 168H69V171H71L70 170ZM76 168V167H75ZM78 168V167H77ZM111 168H113V167H111ZM148 168V167H147ZM158 168V167H157ZM156 168V170L158 171V169ZM205 168V167H204ZM234 168H231V170L232 169H234ZM249 167H247V169H248ZM263 168V167H262ZM64 169V170H65ZM73 169H74V167H73ZM95 169V168H94ZM110 169V168H109ZM152 169H153V167H152ZM151 169V170H152ZM169 169V170H168ZM206 169H207V167H206ZM226 169H227V167H226ZM249 169H254V171H256L255 170V168H249ZM66 170V171H67ZM77 170V169H76ZM87 170V169H86ZM117 170V171H116ZM142 170V169H141ZM144 170V169H143ZM143 170H142V172H143ZM154 170V169H153ZM161 169H159V171H160ZM227 170H230V169H227ZM231 170L229 171V172H231ZM244 170H245V168H244ZM55 171V170H54ZM104 171H106V169L104 168ZM112 171H113V169H112ZM140 171V170H139ZM183 171V170H182ZM209 171H210V169H209ZM215 171H216V169H215ZM221 171V170H220ZM236 170L234 169V172H235ZM238 171H236V172H238ZM242 171V170H241ZM252 171V170H251ZM258 171V173H253V172H248V171H246V172H248L247 174H250V173H252V174H255V175H252V176H254L255 178H257V177H262V178H264V172H260L259 170H257ZM263 171V170H262ZM79 172H81V169H79ZM78 172V173H79ZM151 172H153V171H151ZM156 172V171H155ZM160 172H162L163 173V171H160ZM159 172V173H160ZM165 172V173H166ZM170 173H171V171H169ZM211 172V171H210ZM235 172V173H236ZM240 172V171H239ZM238 172V173H239ZM245 172V171H244ZM61 173V172H60ZM59 173V174H60ZM63 173L65 174L64 176H72V177H70V178H72V181H74L76 178V176L75 177H73V175L72 174H69L70 172H68V173H65L64 171H63ZM92 173V172H91ZM96 173V172H95ZM113 173V172H112ZM144 173V172H143ZM158 173V172H157ZM164 173V174H165ZM175 173V172H174ZM177 173V172H176ZM214 173V172H213ZM215 173H218V172H215ZM220 173V172H219ZM222 173H223V171H222ZM221 173V174H222ZM231 173H233V170H232V172ZM97 174V173H96ZM100 174V173H99ZM147 174H149V173H147ZM164 174H162V175H154V176H152V178H153V180H156V181H158V183H163V184H165L166 185V187H169V188H172L173 187V184H172V182L174 181H171L170 179H169V176H167V175H164ZM167 174V173H166ZM179 174H181V172L180 173H178V175ZM200 174V175H199ZM205 174H207V172H205ZM226 175V172H224L223 173V175ZM246 174V175H247ZM51 175H53V174H51ZM81 175V174H80ZM88 175H89V173H88ZM170 175V174H169ZM176 175V174H175ZM215 175V174H214ZM218 175H220V174H218ZM230 174H227L226 176H223V177H227L228 176V178H230V176H229ZM232 175V174H231ZM237 175V174H236ZM238 175H240V173L238 174ZM242 175H243V173H242ZM242 175H241V179H243V181H244V186H245V183L247 184V180H249V179H247V180H244V179H246V178H248V177H246V178H242ZM59 176V175H58ZM58 176H57V179H58ZM101 176V175H100ZM177 176V175H176ZM184 176V177H185ZM204 176V175H203ZM207 176H209V174L207 175ZM233 176L234 175H232L231 176V179L233 178ZM245 176V175H244ZM248 176H251V175H248ZM257 176V177H256ZM50 177H52V176H50ZM49 177V178H50ZM60 178L62 177L61 175L59 176ZM67 177V178H68ZM78 177H79V179H80V176L78 175ZM78 177H77V179H78ZM144 177V176H143ZM175 177V176H174ZM221 177V176H220ZM54 178H55V176H54ZM90 178V177H89ZM94 178V177H93ZM171 178V177H170ZM180 177H178V179H179ZM181 178H183V176H181ZM214 178V177H213ZM219 178V177H218ZM236 178V177H235ZM235 178H233V179H235ZM261 178V179H262ZM74 179V180H73ZM96 179V178H95ZM103 179V178H102ZM177 179V180H178ZM198 179V178H197ZM205 179V178H204ZM210 178H208V180H209ZM225 179V178H224ZM239 179V177H237V180ZM253 179V177H250V180H252ZM258 179V178H257ZM261 179H259V182L260 183H262L260 180ZM51 180V178L49 179V181ZM70 180V179H69ZM68 179L66 180V181H69ZM98 180V179H97ZM107 180V179H106ZM122 180H123V182L125 183V185H122L121 184V182H122ZM130 180V181H129ZM212 180V179H211ZM221 180L222 181H224L223 180V178H221ZM229 180V179H228ZM228 180H227V182H228ZM236 179L234 180V181H232V182H235V181H237ZM255 180V179H254ZM254 180H252L253 182H254ZM55 181H57L58 182V180H55ZM71 181V182H72ZM88 181V180H87ZM99 181V180H98ZM103 181V180H102ZM129 181V182H128ZM185 181V180H184ZM196 181V180H195ZM217 181V180H216ZM221 181V182H222ZM238 181H240V180H238ZM251 181V182H252ZM258 181V180H257ZM82 182V181H81ZM92 182V181H91ZM101 182V181H100ZM127 182V183H126ZM192 182H188L187 181V185H192ZM204 182H206V181H204ZM230 182V181H229ZM249 182V184L248 185H250V184H252V183H250V181H248ZM264 182V181H263ZM66 183V182H65ZM75 181H74V186H75ZM157 183V182H156ZM174 183V182H173ZM189 183V184H188ZM194 183V182H193ZM196 183H199L198 181H196ZM196 183H194V185L196 184ZM201 183H202V181H201ZM207 183V182H206ZM210 183V180L208 181V186L210 185L209 184ZM238 183V182H237ZM237 183H236V185H237ZM49 184H50V182H49ZM63 184V183H62ZM61 184V185H62ZM67 184V183H66ZM69 184V183H68ZM81 184V186H82V184L83 183H80ZM92 184V183H91ZM106 184V183H105ZM114 184V183H113ZM229 184V183H228ZM241 185V183H238V185ZM264 184V183H263ZM59 185V184H58ZM96 185V184H95ZM110 185V184H109ZM108 184L106 185V186H109ZM154 185H155V181L154 182H151V181H148V183H147V188H148V190H150L151 192L153 191V189H152V187H154ZM177 185V184H176ZM189 185V186H190ZM193 185V186H194ZM204 185H206L205 183H204ZM222 185H223V183H222ZM225 185H226V183H225ZM224 185V186H225ZM232 185V188H234L233 187V183L231 184ZM234 185H235V183H234ZM237 185V186H238ZM247 185V186H248ZM255 185V184H254ZM68 186V185H67ZM86 186V185H85ZM87 186H89V184L87 185ZM111 186V185H110ZM113 186H115V185H113ZM112 186V187H113ZM120 186V187H119ZM196 186H198V184L196 185ZM207 186V187H208ZM229 186H230V184H229ZM244 186H240V187H243L244 188ZM247 186L245 187V188H247ZM252 186V185H251ZM261 186V185H260ZM41 187V186H40ZM46 187V186H45ZM44 187V188H45ZM71 187V186H70ZM84 187V186H83ZM95 187V186H94ZM117 187H119V188H117ZM165 187V188H166ZM199 187H200V185H199ZM203 187V186H202ZM211 187V186H210ZM216 187H217V185H216ZM220 187V186H219ZM253 187V186H252ZM251 187V188H252ZM259 187V186H258ZM60 188V187H59ZM65 188V187H64ZM77 187L75 186V189H76ZM169 188H167V189H169ZM198 188V187H197ZM237 188V187H236ZM242 188V189H243ZM256 188V187H255ZM53 189V188H52ZM61 189V188H60ZM152 189V190H151ZM157 189V188H156ZM164 189V188H163ZM189 189V188H188ZM191 190H193L192 188H190ZM207 189V188H206ZM223 189V188H222ZM253 189V188H252ZM258 189V188H257ZM256 189V190H257ZM261 189V188H260ZM259 189V190H260ZM263 189V188H262ZM262 189L259 191V192H261L262 191ZM78 190V189H77ZM84 190V189H83ZM158 190H162V189H160V185H159V188H158ZM173 190V189H172ZM175 190H176V187H175ZM178 190L179 189H177V193H176V196L179 198V195H177L178 193L180 194L181 192H178ZM205 190V189H204ZM210 190H211V188H210ZM225 190H226V188H225ZM236 190V189H235ZM239 189L237 188V191H238ZM249 190H250V188H249ZM255 190V189H254ZM67 191V190H66ZM73 191V190H72ZM71 191V192H72ZM91 191V190H90ZM90 191H89V193H90ZM168 191V190H167ZM195 191V190H194ZM198 191H199V189H198ZM207 191H208V189H207ZM222 191V190H221ZM220 191V192H221ZM241 191V190H240ZM246 191H247V189H246ZM58 192H59V190H58ZM112 192V191H111ZM149 192V191H148ZM162 192H163V190H162ZM211 192H212V190H211ZM210 192V193H211ZM225 192H227V191H225ZM224 192V193H225ZM231 192V191H230ZM233 192V191H232ZM241 192H243V191H241ZM240 192V193H241ZM247 192H249L248 193V195L251 193L250 191H247ZM247 192H245L246 194H247ZM254 191H252V193H253ZM258 192V191H257ZM258 192V194H256L257 195V197H260V193ZM92 193V192H91ZM172 193H173V191H172ZM186 193V192H185ZM194 193V192H193ZM206 193V192H205ZM213 193V192H212ZM256 193V192H255ZM264 192H262V194H263ZM75 194V193H74ZM94 194V193H93ZM129 194L131 195L130 197H129ZM148 194V193H147ZM146 194V195H147ZM151 194V193H150ZM149 194V195H150ZM174 194V193H173ZM172 194V195H173ZM200 194V193H199ZM207 195H208V193H206ZM214 194V193H213ZM226 194V193H225ZM224 194V195H225ZM234 195H232V196H235L236 195V193L234 192L233 193ZM242 194V193H241ZM244 194V193H243ZM246 194H245V196H246ZM54 196H55V194H53ZM149 195H148V197H149ZM157 195H159V194H157ZM156 195V196H157ZM162 195H164L163 193H162ZM168 195V194H167ZM183 195V194H182ZM193 195V194H192ZM212 195V194H211ZM218 195V194H217ZM227 195V194H226ZM247 195V196H248ZM255 195V196H256ZM264 195V194H263ZM41 196H43V195H41ZM89 196V195H88ZM155 196V195H154ZM184 196V195H183ZM195 196V195H194ZM219 196V195H218ZM217 196V197H218ZM228 196H230L229 194H228ZM243 197H244V195H242ZM250 197H253V196H251V195H249ZM248 196V197H249ZM51 197V196H50ZM168 196H166V198H167ZM200 197H202V196H200ZM209 197V196H208ZM213 197V196H212ZM224 197V196H223ZM226 197V196H225ZM238 197V196H237ZM237 197H234V198H237ZM256 197V198H257ZM81 198H82V196H81ZM85 198V197H84ZM156 198V197H155ZM159 199H160V201H162L163 202V199L161 200V197L159 196L158 197ZM158 198H156V200L158 199ZM165 198V199H166ZM173 199H174V197H172ZM172 198H170V199H172ZM177 198V199H178ZM194 198H196V196L194 197ZM199 198V197H198ZM204 198V197H203ZM211 198V197H210ZM214 198V197H213ZM231 198V197H230ZM230 198H229V200H230ZM240 199H241V197H239ZM245 198V197H244ZM80 199V198H79ZM143 199V198H142ZM168 199V198H167ZM184 199H185V197H184ZM216 199V198H215ZM218 199V198H217ZM228 199V198H227ZM246 199H247V197H246ZM245 199V200H246ZM250 199V198H249ZM254 199H255V197H254ZM263 200L262 201H264V197L262 198ZM67 200V199H66ZM86 200H87V198H86ZM153 200V199H152ZM179 200H180V198H179ZM178 200V201H179ZM191 200H192V198H191ZM207 200V199H206ZM206 200H204V202L206 201ZM208 200H210V199H208ZM219 200H221V199H219ZM228 200V201H229ZM231 200H233V202H234V199H232L231 198ZM242 200V199H241ZM257 200H259L258 198H257ZM82 201V200H81ZM84 201V200H83ZM121 201H123V200H120V202ZM130 203H131V205H132V202L134 201H132L131 199H130ZM145 201V200H144ZM143 201V202H144ZM150 201V200H149ZM148 201V202H149ZM169 201V200H168ZM175 201H177V200H175L174 199V202H173V200H172V202L174 203V205H175ZM196 201V200H195ZM198 201V200H197ZM200 201V200H199ZM215 201H218V200H215ZM235 201H237V200H235ZM250 201V200H249ZM249 201H248V203H249ZM251 201L254 203V202H256V199H255V201L253 200V198L251 199ZM250 201V202H251ZM261 201V200H260ZM39 202V201H38ZM116 202V203H117ZM124 202V201H123ZM152 201H150V203H151ZM203 202V201H202ZM203 202V203H204ZM226 202V201H225ZM231 202V201H230ZM230 202H229V205H230ZM114 203L115 204V206L117 205V207L118 206H120L119 207V209H120V211H122L123 209H125L126 210V212H127V216H128V211H130V210H135V209H133V207H129V206H127V203H126V205H125V207L127 208V209H129V210H127L126 208H124V207H121V205L122 204H120V205H118L119 203ZM125 203V202H124ZM129 203V202H128ZM165 203H166V200H165ZM214 203V202H213ZM236 202H234V204H235ZM238 203V202H237ZM236 203V204H237ZM241 203V202H240ZM260 203L261 202H259V205H260ZM263 203V202H262ZM262 203H261V205H262ZM79 204V203H78ZM86 204V205H87ZM134 204V203H133ZM177 204V203H176ZM201 204V203H200ZM200 204H199V207H200ZM205 204V203H204ZM207 204V203H206ZM212 204V203H211ZM224 204V203H223ZM235 204V205H236ZM264 204V203H263ZM58 205H59V203H58ZM134 205H136V204H134ZM145 205V204H144ZM147 205V204H146ZM154 205V204H153ZM192 205H193V203H192ZM218 205V204H217ZM220 205V204H219ZM225 205V204H224ZM223 205V206H224ZM228 205V206H229ZM253 205H256V204H253ZM62 206H63V204H62ZM82 206V205H81ZM84 206V205H83ZM152 206V205H151ZM161 206V205H160ZM159 206V207H160ZM172 206V205H171ZM176 206V205H175ZM174 206V207H175ZM180 206V205H179ZM194 206V205H193ZM209 206V205H208ZM239 208H240V206L239 205H237ZM251 206H252V203H251ZM60 207H61V205H60ZM79 207V206H78ZM87 207V206H86ZM89 207V206H88ZM168 207V206H167ZM198 207V208H199ZM206 207V206H205ZM213 207V206H212ZM232 207H233V205H232ZM254 207H257V206H254ZM260 207V206H259ZM263 207H264V205H263ZM262 206H261V208H262V211H264ZM62 208H66V207H61V209ZM82 208V207H81ZM195 208V207H194ZM201 208V207H200ZM211 208V207H210ZM209 208V209H210ZM218 208V206L216 207V209ZM236 208V207H235ZM233 208L234 210H236V209H238V208ZM244 208V207H243ZM83 209V208H82ZM88 209H90V208H88ZM113 209V208H112ZM115 209V212H116V209L118 210V208H114ZM113 209V210H114ZM143 209V211H144V207L142 208ZM149 209H150V207H149ZM153 209V208H152ZM187 209V208H186ZM202 209V208H201ZM215 209V210H216ZM223 209V208H222ZM245 209V208H244ZM251 209V208H250ZM252 209H254V208H252ZM258 208H256V210H257ZM260 209V208H259ZM39 210V209H38ZM75 210V209H74ZM78 210V209H77ZM86 210H87V208H86ZM94 210V211H95ZM125 210H123V211H125ZM173 210H174V208H173ZM172 210V211H173ZM184 210V209H183ZM200 210V209H199ZM206 210V209H205ZM211 210V209H210ZM209 210V211H210ZM214 210V209H213ZM231 210V209H230ZM229 210V211H230ZM239 210V209H238ZM237 210V211H238ZM42 211V210H41ZM88 211V210H87ZM91 211H92V209H91ZM90 211V212H91ZM160 211V210H159ZM175 211V210H174ZM218 211H219V209H218ZM221 211V210H220ZM236 211V212H237ZM242 211H244L243 209L240 211V212H242ZM255 211V210H254ZM262 211H260V213H259V215H258V218L256 217V219H259V222H260V225L261 226H263L264 227V212H263V214L262 215H260L261 213H262ZM37 212V211H36ZM43 212V211H42ZM137 212V209H136V211L134 212L135 213V215L137 214L136 213ZM146 212L148 213L149 211H147L146 210ZM181 212V211H180ZM179 212V213H180ZM186 212V211H185ZM195 212V211H194ZM200 212V211H199ZM208 212V211H207ZM212 211H210V213H211ZM214 212V211H213ZM232 212V211H231ZM239 212V213H240ZM249 212H251L250 210H249V208H248V212L247 213H249ZM31 213H34V214H31ZM44 213V212H43ZM63 214H64V212H62ZM65 213H66V210H65ZM92 213V212H91ZM111 213H112V210H111ZM117 213V212H116ZM131 213V212H130ZM143 213V212H142ZM142 213H140L139 214V212H138V214H137V216L139 215H141ZM152 213V212H151ZM168 213H169V211H168ZM209 213V212H208ZM210 213H209V215H210ZM215 213H217V212H215ZM214 213V214H215ZM219 213V212H218ZM235 213V212H234ZM234 213H232V214H234ZM246 213V212H245ZM36 214H38V213H36ZM109 214V215H108ZM123 214V213H122ZM121 214V215H122ZM144 214V213H143ZM143 214H142V216H143ZM148 214H150V213H148ZM148 214H146L147 216H148V219H149V216H151L152 214H150V215H148ZM183 214V213H182ZM185 214V213H184ZM188 214V213H187ZM196 214V213H195ZM201 214V213H200ZM206 214V213H205ZM242 214H243V212H242ZM250 214V213H249ZM1 215V214H0ZM74 215V214H73ZM130 215V214H129ZM134 215V214H133ZM190 215V214H189ZM203 215V214H202ZM207 215V214H206ZM216 216H217V214H215ZM231 215V213L228 215V216H230ZM235 215H237L236 213H235ZM35 216V215H34ZM68 216V215H67ZM91 216H94V215H91ZM115 216V215H114ZM118 215H116V219L118 218V221L117 222H119V217H117ZM132 216V215H131ZM144 216H145V214H144ZM147 216H145V217H147ZM174 216V215H173ZM204 216V215H203ZM211 216V215H210ZM232 216V215H231ZM230 216V217H231ZM243 216V215H242ZM250 216V215H249ZM97 217V216H96ZM95 217V218H96ZM133 217V216H132ZM132 217H129V218H132ZM144 217V218H145ZM153 216H151L150 217V219L152 218ZM185 217V216H184ZM189 217V216H188ZM190 217H191V215H190ZM207 217V216H206ZM206 217H205V221L204 222H206ZM212 217H213V215H212ZM226 217V216H225ZM234 217V216H233ZM236 217H238V216H236ZM235 217V218H236ZM241 217V216H240ZM255 216L253 215V218H254ZM34 218V217H33ZM37 218H38V216H37ZM82 218V217H81ZM128 218V217H127ZM158 218V217H157ZM156 218V220L157 221H159L158 219ZM161 218V217H160ZM164 218H166V217H164ZM202 218H204V217H202ZM242 218V217H241ZM245 218V217H244ZM41 219H42V217H41ZM41 219H39V222H40V220ZM67 219V218H66ZM68 219H69V217H68ZM87 219V218H86ZM93 219H94V217H93ZM98 219V218H97ZM103 219V218H102ZM114 219V218H113ZM134 219H136V218H134ZM134 219H132V220H134ZM140 218H138L137 220H139ZM142 219V218H141ZM155 218H153L152 220H154ZM177 219V218H176ZM199 219V218H198ZM222 219V218H221ZM221 219H220V221H221ZM225 219V218H224ZM229 219H232V218H229ZM229 219H228V221H229ZM234 219V218H233ZM237 219H239V218H237ZM71 220V219H70ZM69 220V221H70ZM96 220V219H95ZM94 220V221H95ZM128 220V219H127ZM146 220V221H145ZM143 222H147V219H145ZM200 220V219H199ZM202 220H204V219H201V221ZM210 220H213V219H209L208 220V224H210V225H212L211 223H209L210 222ZM243 220V219H242ZM241 220V221H242ZM246 220H247V218H246ZM250 220V219H249ZM252 220V219H251ZM250 220V221H251ZM13 221V222H12ZM50 221V220H49ZM55 221V220H54ZM53 221V222H54ZM68 221V220H67ZM91 221V220H90ZM129 221V220H128ZM135 221V220H134ZM140 221H142V220H140ZM151 221V220H150ZM155 221V220H154ZM154 221H152V222H154ZM167 221V220H166ZM189 221V220H188ZM214 221V220H213ZM227 221V220H226ZM234 221V220H233ZM232 221V222H233ZM241 221H238L239 222V224L241 223ZM245 221V220H244ZM254 221H256L255 219H254ZM0 222H1V219H0ZM47 222V221H46ZM71 222V224H73V222H74V220H73V222L72 221H70ZM97 222V221H96ZM100 222H102V221H100ZM121 222V221H120ZM149 222V221H148ZM147 222V223H148ZM156 222V221H155ZM154 222V223H155ZM160 222H162V220L160 221ZM159 222V223H160ZM184 222V221H183ZM187 222V221H186ZM185 222V223H186ZM231 222V223H232ZM236 222V221H235ZM238 222H236V224H238ZM247 222H248V220H247ZM129 223V222H128ZM158 223V222H157ZM167 223V222H166ZM188 223V222H187ZM186 223V224H187ZM207 223V222H206ZM230 223V222H229ZM253 223V222H252ZM255 223H257V222H255ZM255 223H253V224H250V226L248 227H245L246 229L244 230H242V226H241V229L240 228H238L237 230L238 231H241L240 233H238V231H237V234H235L236 232H234V235H231L230 234V236H218L217 235V239H216V241H214L215 243H212L213 245L212 246H210V244H209V246L207 247L206 245H205V243H204V246H206L207 248H211V247H213L212 249H213V252H212V256L214 257V259L212 260V263L213 262H217V261H223L224 263H222V264H246V260H247V258H248V256L251 254V253H253L254 251H259V248L261 247V243L263 242L262 240L264 239V238H262V240H260V239H257V234H255V232H257L256 231V227H255ZM29 224V223H28ZM49 224V223H48ZM124 224V223H123ZM135 224H136V222H135ZM138 224H140L139 222H137V226H138ZM161 224V223H160ZM165 223H163V225H164ZM168 224V223H167ZM201 224H202V222H201ZM228 224V223H227ZM234 224V223H233ZM242 224V223H241ZM247 225H249L248 223H246ZM7 225H9V223L7 222ZM26 226H27V224H25ZM40 225H42V224H40ZM43 225L45 226H47V224H44L43 223ZM55 225V224H54ZM53 225V226H54ZM93 225V224H92ZM100 225V224H99ZM102 225H104L103 224V222H102ZM146 225H148V226H145L144 227V224L142 223V225L140 224L138 227H139V232L142 234V237H143V234H144V232H146V231H149V230H146V231H144L145 229H147L146 227H149V226H152L153 225V223H152V225L150 224H146ZM155 225V224H154ZM153 225V227L155 228V226H157V225H159V224H157V225H155L154 226ZM185 225V224H184ZM184 225H183V227H184ZM203 225V224H202ZM217 225V224H216ZM10 226H11V224H10ZM45 226V227H46ZM71 226H73V225H71ZM91 226V225H90ZM122 226V225H121ZM160 226V225H159ZM178 226V225H177ZM189 226H191V225H189ZM209 226V225H208ZM219 226V225H218ZM221 226V225H220ZM226 226V225H225ZM233 226V225H232ZM257 226V225H256ZM258 226H259V224H258ZM0 227H1V225H0ZM28 227V226H27ZM27 227H25L26 229H27ZM44 227V228H45ZM56 227H57V225H56ZM93 227V226H92ZM103 227V226H102ZM110 227V226H109ZM136 227V226H135ZM138 227H136L137 229H135V230H137L138 231ZM153 227H149V229H150V231H151V233H149L150 234V237H151V235L152 234H154V231H155V229L153 228ZM164 227V226H163ZM188 227V226H187ZM195 227V226H194ZM215 227V226H214ZM213 227V228H214ZM217 227V226H216ZM234 227H237L236 225L234 226ZM23 228V227H22ZM24 228V229H25ZM42 228V227H41ZM44 228H42V229H44ZM48 228V227H47ZM51 228V227H50ZM50 228H49V230H50ZM58 228V227H57ZM71 228V227H70ZM74 228H76L75 226H74ZM73 228V229H74ZM82 228V227H81ZM107 228V227H106ZM145 228V229H144ZM159 228V227H158ZM157 228V229H158ZM165 228V227H164ZM163 228V229H164ZM173 228V227H172ZM180 228V227H179ZM186 228V227H185ZM202 228V227H201ZM262 228V227H261ZM15 229V228H14ZM16 229H19L18 227L16 228ZM109 229V228H108ZM144 229V230H143ZM188 229V228H187ZM198 229V228H197ZM203 229V228H202ZM205 229V228H204ZM203 229V230H204ZM23 230V229H22ZM30 230H31V228H30ZM47 230V229H46ZM46 230H44V231H46ZM111 230V229H110ZM109 230V231H110ZM174 230V229H173ZM181 230V229H180ZM179 230V231H180ZM208 230V229H207ZM211 230V229H210ZM232 230V229H231ZM19 231H21V230H19ZM27 231V230H26ZM26 231H25V234H27L28 235V232L26 233ZM39 231V230H38ZM51 231H53L52 230V228H51ZM55 231H57L56 230V228H55ZM108 231V232H109ZM158 231V233H160V231L159 230H157ZM161 231H162V229H161ZM164 231H166L165 229H164ZM168 231H169V229H168ZM183 231V230H182ZM193 231V230H192ZM209 231V230H208ZM216 231H218V233L219 232H224L223 230H216ZM260 231V230H259ZM22 233H23V231H21ZM58 232V231H57ZM57 232H55V233H57ZM68 232V231H67ZM73 232V231H72ZM104 232H105V230H104ZM139 232H138V235H136L137 237H138V239L141 237V234H139ZM153 232V233H152ZM176 232V231H175ZM229 232H232V231H229ZM31 233V232H30ZM43 233V232H42ZM49 233H50V231H49ZM48 232H47V234H49ZM53 233V235L55 234L54 232H52ZM52 233H51V235H52ZM88 233H90V232H88ZM88 233H87V235H88ZM96 233V232H95ZM110 233V236H109V238L110 237H112V235H111V231L109 232ZM127 233V232H126ZM137 233V232H136ZM147 233V232H146ZM157 233V232H156ZM157 233V234H158ZM162 234L164 233L163 231L161 232ZM169 233H170V231H169ZM212 233H214V232H212ZM217 233V234H218ZM258 233V232H257ZM0 234H1V231H0ZM3 234V233H2ZM32 234V233H31ZM30 234V235H31ZM37 234V233H36ZM46 234V235H47ZM58 234V233H57ZM107 234V233H106ZM113 234V233H112ZM149 234L147 235V236H149ZM157 234H155V235H157ZM167 234V233H166ZM209 234V233H208ZM215 234V233H214ZM224 234H225V232H224ZM233 234V233H232ZM8 235V234H7ZM6 234H5V236H7ZM23 235V234H22ZM30 235H28V236H30ZM43 235H45V233H43L41 236L43 237ZM45 235V237H43V239L45 240V242L44 243H46V237L47 238H49L50 236L49 235H47L46 236ZM64 235V237L67 235V233H66V235L65 234H63ZM90 235V234H89ZM88 235V236H89ZM94 235V234H93ZM99 235V234H98ZM118 235V234H117ZM155 235H152V236H155ZM161 234H159L158 236H160ZM169 235V234H168ZM176 235H177V233H176ZM176 235H175V237H176ZM223 235V234H222ZM4 236V235H3ZM12 236V235H11ZM10 236V237H11ZM27 236V237H28ZM37 236V235H36ZM58 236V238H59V234L57 235ZM61 236V235H60ZM70 236V235H69ZM91 236V235H90ZM89 236V237H90ZM134 236V235H133ZM164 236H166V235H164ZM172 236V235H171ZM0 237H1V235H0ZM8 237V236H7ZM54 237V236H53ZM53 237H51V239L53 238ZM163 236H161V238H162ZM180 237V236H179ZM216 237V236H215ZM215 237H213V239L209 236V238L211 239V242H213V240H214V238ZM14 238V237H13ZM31 237H29L28 239H30ZM62 238V236L60 237V240H61V242L60 241H57V240H59V239H57V237H56V239H53V240H56L57 242H59V244L62 246V247H64V249L66 248V245H65V243H62V241L64 242V240H62L61 239ZM66 238V237H65ZM64 238V239H65ZM67 238H68V236H67ZM92 238V237H91ZM93 238H94V236H93ZM145 238V235H144V237L143 238H140V244L142 245V243H143V245H145L146 243H144L145 241H147V240H143ZM160 237H159V239H158V237H157V240H159V241H155L157 244L155 245V247H157L158 246V248H166V244L161 240L160 241V239H161ZM174 238V237H173ZM181 238V237H180ZM208 238V236H207V239H209ZM0 239H3V237L2 238H0ZM33 239V238H32ZM39 239V238H38ZM42 239V240H43ZM72 239V238H71ZM71 239H69V243H72L71 242ZM136 239V238H135ZM143 240V242H142V240ZM150 239V238H149ZM164 239V238H163ZM170 239V238H169ZM169 239H168V242H169ZM5 240H7V239H5ZM11 240H13V241H16L15 239H10V241ZM31 240V239H30ZM50 240V238L49 239H47V241H49ZM95 240V239H94ZM32 241V240H31ZM79 241V240H78ZM92 241V240H91ZM96 241V240H95ZM107 241V240H106ZM128 241V240H127ZM126 241V242H127ZM130 241V240H129ZM136 241V240H135ZM148 241H150V240H148ZM6 242V241H5ZM9 242V241H8ZM12 242V241H11ZM50 242V241H49ZM48 242V244L50 245V247H52L54 244H52L54 241H52V243H49ZM56 242V243H57ZM65 242H66V240H65ZM99 242V241H98ZM97 242V243H98ZM131 242V241H130ZM151 242V241H150ZM153 242V241H152ZM160 242V243H159ZM198 242V241H197ZM206 242V241H205ZM7 243V242H6ZM10 243V242H9ZM12 243H17V242H12ZM18 243H20L19 241H18ZM17 243V245L16 246H19V244ZM55 243V242H54ZM55 243V244H56ZM94 243V242H93ZM108 243V242H107ZM132 243V242H131ZM130 243V244H131ZM139 243V242H138ZM154 243V242H153ZM171 243V242H170ZM210 243V242H209ZM0 244H2V243H0ZM21 244V243H20ZM25 244V243H24ZM51 244H52V246H51ZM64 244V245H63ZM68 244V243H67ZM101 244V243H100ZM110 244V243H109ZM114 244V243H113ZM118 244V243H117ZM122 244V243H121ZM207 244V243H206ZM3 245V244H2ZM8 245H12V244H7V246ZM34 245V244H33ZM42 245V244H41ZM58 245V244H57ZM76 245V244H75ZM115 245V244H114ZM119 245V244H118ZM142 245V246H143ZM147 246H148V249H150V247H152V243L151 244H146ZM194 245H196V244H194ZM203 245V244H202ZM3 246H5V245H3ZM3 246H1V248L0 249H2V251H0V252H2V253H4L5 254V252H3ZM6 246V248L8 249V247ZM14 246L15 245H12V247L14 248ZM23 246V245H22ZM56 246V245H55ZM70 246H73V245H68V250H69V247ZM85 246V245H84ZM117 246V245H116ZM122 246V245H121ZM125 246V245H124ZM124 246H122L123 248H124ZM136 246H138V245H136ZM142 246H140V248H139V250H140V253L142 252V250L141 249H143L142 248ZM150 246V247H149ZM26 247V246H25ZM43 246H41V248H42ZM59 247V246H58ZM118 247V246H117ZM129 247L130 246H128V251L130 250L129 249ZM144 248L146 247V246H143ZM154 247V246H153ZM154 247V249L151 251V250H147V252H144L143 253V260H141L140 262H139V264H153V262H155V264H157L156 262L158 261L157 260V258H158V256L154 253L155 251V248ZM173 247H174V245H173ZM182 247V246H181ZM197 248H199L198 246H196ZM203 247V246H202ZM5 248V247H4ZM5 248V249H6ZM10 248V247H9ZM13 248H11L12 249V252H13ZM15 248H17V247H15ZM21 248H23V247H19V250L21 249ZM27 248V247H26ZM38 248V247H37ZM40 248V249H41ZM44 248H46V247H44ZM54 248V247H53ZM52 248V249H53ZM56 248V247H55ZM75 248V247H74ZM77 248V247H76ZM114 248V247H113ZM157 248V249H158ZM167 248H169L170 250H171V247L169 246V247H167ZM196 248V249H197ZM204 248V247H203ZM18 249V248H17ZM28 249V248H27ZM27 249H22L21 251H25L24 253H26V250ZM43 249V248H42ZM47 249V248H46ZM59 249V248H58ZM91 249V248H90ZM135 249V248H134ZM146 249V248H145ZM145 249H143V250H145ZM184 250V248H181V250ZM211 249V250H212ZM264 249V248H263ZM9 250V249H8ZM7 250V251H8ZM16 250V249H15ZM39 250V249H38ZM74 249L73 248H71V252L73 251ZM106 250H108V249H106ZM117 251H118V249H116ZM125 250H126V246H125ZM136 250H137V248H136ZM159 250H161V249H159ZM158 250V251H159ZM167 250V249H166ZM198 250V249H197ZM205 250V249H204ZM262 250V249H261ZM261 250H260V254L262 253L261 252ZM34 251H36V250H34ZM45 251V250H44ZM114 251V250H113ZM131 251V250H130ZM146 251V250H145ZM154 251V252H153ZM157 251V250H156ZM158 251H157V254H158ZM162 251H164V250H162ZM174 251H176V249L175 250H172L171 252H174ZM194 251H196V250H194ZM199 251V250H198ZM208 251H210V250H208ZM257 251V252H258ZM263 251V250H262ZM8 252H10L11 253V251H8ZM27 252H30V248H29V250L27 251ZM33 252V251H32ZM37 252V251H36ZM63 252V251H62ZM93 252V251H92ZM123 252V251H122ZM139 252V251H138ZM2 253L0 254L1 256H2ZM14 253V252H13ZM23 253V255H26V256H28V261H29V264H36V258H35V254L34 253H29L28 255L27 254H24ZM49 253V252H48ZM63 253H65V252H63ZM94 253V252H93ZM119 253V252H118ZM130 252H128V254H129ZM137 253V252H136ZM168 253V252H167ZM170 253V252H169ZM175 253V252H174ZM173 253V254H174ZM179 253H181L180 251H179ZM9 254V253H8ZM21 254V253H20ZM34 254V255H33ZM42 254V253H41ZM66 254V253H65ZM68 254V253H67ZM70 254V253H69ZM72 254H74V256H75V251L72 253ZM111 254V253H110ZM117 254V253H116ZM124 254H125V252H124ZM172 253L170 254V255H173ZM177 254H178V252H177ZM198 254V253H197ZM257 254H259V252L257 253ZM256 254V255H257ZM263 254H264V252H263ZM6 255H7V253H6ZM6 255H4V256H6ZM10 255V254H9ZM9 255H8V258H10L13 254L11 253V256L9 257ZM15 255V254H14ZM46 255V254H45ZM53 255V254H52ZM85 255H87L86 253H84V256ZM118 255V254H117ZM119 255H121V254H119ZM119 255H118V257L116 256V259H118V258H121V257H123V256H121V257H119ZM126 255V254H125ZM130 255V254H129ZM137 255V254H136ZM141 255V254H140ZM157 256V258H156V260H155V257ZM19 256V255H18ZM18 256H16V258L18 257ZM20 256H22V255H20ZM70 256H71V254H70ZM70 256H69V258H70ZM105 256V255H104ZM114 256V255H113ZM135 256V255H134ZM133 256V258L135 259V257ZM138 256H139V254H138ZM142 256V255H141ZM180 256V255H179ZM255 256V255H254ZM12 257H14V256H12ZM72 257V256H71ZM96 257V256H95ZM99 257V256H98ZM106 257V256H105ZM126 257V256H125ZM131 257V256H130ZM192 257H193V255H192ZM191 257V258H192ZM256 257H260L259 255L258 256H255V258ZM261 257H264V256H261ZM4 258V257H3ZM56 258V257H55ZM74 258V257H73ZM87 258H89V257H87V256H85V258L84 259H87ZM92 258H93V256H92ZM108 258V257H107ZM138 258V257H137ZM140 258V257H139ZM138 258V259H139ZM210 258V257H209ZM254 257H252V259H253ZM254 258V259H255ZM50 259V258H49ZM67 259V258H66ZM96 259V258H95ZM95 259H93V261H95ZM98 259V258H97ZM96 259V260H97ZM102 259H104V258H102ZM137 259V260H138ZM175 259V258H174ZM179 259H181L180 257H179ZM200 259H202V258H200ZM205 259H207V258H205ZM258 258H256L255 260H254V262L257 260ZM1 260H2V258H1ZM5 260V259H4ZM3 260V261H4ZM18 260H19V258H18ZM22 260H24V259H22ZM56 260V259H55ZM58 260V259H57ZM56 260V261H57ZM70 261L72 260V259H69ZM68 260V261H69ZM110 260H113L114 261V258L112 259V257L110 258ZM109 260V261H110ZM120 260H122V259H120ZM136 260V259H135ZM136 260V261H137ZM171 260V259H170ZM166 261V263H169V262H171V263H169V264H177V261H175V263L174 262H172V261H174V260H172V261ZM176 260V259H175ZM214 260H216V261H214ZM259 260H261V263H260V261L258 262V261H256V262H258V264L260 263V264H262V262H264L263 261V259H260L259 258ZM25 261H27V259H25ZM25 261H23V262H25ZM28 261L26 262V263H28ZM54 261V260H53ZM55 261V262H56ZM86 261H88V260H86ZM86 261H82L83 263H86ZM123 261H126V262H128V261H130V260H128L127 261V259L125 260H123ZM205 261V260H204ZM209 261H210V259H209ZM10 262V261H9ZM19 262V261H18ZM22 262V263H23ZM59 262V261H58ZM112 262V261H111ZM122 262V261H121ZM163 262L165 263V261H164V259H163ZM187 262V261H186ZM185 262V263H186ZM189 262V261H188ZM199 262V261H198ZM14 263V262H13ZM17 263V262H16ZM21 263V264H22ZM26 263H24V264H26ZM54 263V262H53ZM64 263V262H63ZM90 263V262H89ZM101 263V262H100ZM109 263V262H108ZM163 263V264H164ZM165 263V264H166ZM202 263V262H201ZM206 263H208V262H206ZM214 263V264H215ZM219 263V262H218ZM252 263H253V261H252ZM251 262H250V264H252ZM10 264H11V262H10ZM46 264V263H45ZM56 264V263H55ZM60 264V263H59ZM79 264V263H78ZM87 264H88V262H87ZM91 264H92V262H91ZM94 264V263H93ZM112 264H113V262H112ZM116 264V263H115ZM122 264V263H121ZM131 264V263H130ZM137 264V263H136ZM196 264V263H195ZM204 264V263H203ZM210 264V263H209ZM219 264H221V263H219ZM253 264H255V263H253Z\"/></svg>",
	"mask_w": 264,
	"mask_h": 264
},
{
	"label": "rangeland",
	"instance_id": "374dc122",
	"mask_svg": "<svg viewBox=\"0 0 264 264\" xmlns=\"http://www.w3.org/2000/svg\"><path fill=\"white\" fill-rule=\"evenodd\" d=\"M2 1H6V0H2ZM8 1V0H7ZM16 1H23V3L25 2V4H26V6L27 7H32V6H35L34 4H38L39 6H41V7H45V8H48V9H55V6H53V5H55V3H56V0H9V2L10 3H13V2H16ZM32 1H33V3H32ZM43 1V2H42ZM82 1V2H81ZM91 1V2H90ZM85 0V2H84V0H59V2H61V4L64 6V9H66L65 10V12H67V14H69V16L68 17H73L72 19H74V20H77V21H71L72 19H70L69 21L73 24V26H74V23H75V26L78 24L79 25V30L82 32H79V30H77V32H76V27H75V32L77 33V35H78V32L79 33H81V34H79V35H81V36H75L74 35V37L75 38H73V40H74V42H73V40H72V44L70 45V46H65V47H59V48H57V49H55V54L51 51V50H49V49H47L48 48V44H47V42L49 41V35L47 34V33H45V32H43V33H45V34H43L42 33V35L40 36V38H41V41L43 40V44L45 45V46H47L46 47V49H47V55H49L51 58H49V56L48 57H45V56H47L46 55V50L45 49H42L41 51L42 52H44V53H42V57L44 58H48V60H46V61H48V62H45V69L47 68L48 69V67H50L48 70L46 69V72L48 73L49 72V75L48 74H45V75H47V78L48 79H46L47 81L45 82V85H49L48 83H50V79H49V76L51 77V81H52V85H51V83H50V85L49 86H51V87H49V86H46V88H48V89H46V92H45V94L44 95H42V97H43V99H42V97H41V92H39V91H37L36 90V85H37V82H35V81H37V76L35 75V73H36V71L38 72L39 71V65L36 63V61L34 60V63L32 62V59H33V56L30 54V56H31V61H30V57L28 56V62L30 63V66H29V63L27 62V64H26V66H25V72H27V73H25V74H27L26 75V81H27V78L28 79H30L28 82H26V85H27V88H26V91H25V105H26V108H27V110H32L33 108H35V107H37V105H39L42 101L41 100H43L44 101V99L45 100H47L48 98H50L51 96H53V95H55V91H56V89L58 88V85H61L64 81H65V79L67 78V76H66V73H65V64H64V62L66 63V64H68V65H66V66H72L71 64H74V66H76V65H79L80 64V58H81V54H80V51L82 52L84 49H85V45H86V43H87V36H89L90 35V33L92 32V26H90V23H89V21H87V19H86V15H91L90 17L92 18V16H93V19H99V20H101V21H105L106 19L107 20H111V19H113L115 16H116V14H117V9L114 7V5H113V0H107L105 3L104 2H102L101 3V1L102 0ZM192 3H191V2ZM194 1V2H193ZM165 0V2L167 3V2H169V3H167V4H171V3H175L177 6H178V8L180 7H182L181 8V10H180V8H179V10H180V12H181V14H182V12L184 13V14H182L183 16H184V18H188L191 22H198L199 23V25L201 26V23H202V25L203 26H201L202 27V30H203V35L204 36H206V38H207V36H208V40L211 42L212 41V39L214 38V41H215V43L212 41L211 42V46H213V44H214V47L216 48V47H218L219 48V46L220 45H216L215 46V44H217V42H218V44H220L222 41H226V35H228V36H230L231 38H232V40L234 41H232L233 43H231L230 45L233 47V46H235V47H233V48H231V46H229L228 47V49L226 50V49H224V47H220L219 49L218 48H216V51H214V53L215 52H219V53H216L215 55H214V53H213V57H211L210 58V56L208 57L205 53L203 54V52L201 53V52H199V50H198V52H197V49H196V45L194 44V43H190V44H194V45H191V46H188L187 47V45H190V44H187L186 45V47H185V51H186V54H184V56H185V59H183V60H185L186 61V63L188 64V62H190L189 63V65H187V64H185L184 63V65H183V67H181L180 69H178L173 75H174V78H175V80H177L178 82H180V84H182V87L185 89V90H183V94L185 95H183L182 93V95L184 96H182L181 94H179V97H180V95H181V98H184V100L183 99H181V101L183 100V102L182 103H186L185 104V106L184 107H186V108H183V110H185L186 112H187V115L189 114V112H190V115L192 116V117H188V116H190V115H188V116H186L185 114L182 116L180 113H179V111H183L181 108H178V114H180V115H178V114H176V115H178L177 116V120H175V122H174V126H176L175 128V131H177V130H180L181 131V129H183L182 131L183 132H180V131H177L178 132V135L180 136V137H184V139H185V143L184 142H182V138H181V141H179V145H180V142H181V144L182 145H184V147L186 148V146H187V148H186V150L188 151L187 152V154H189V157L190 158H192L193 160H192V168L195 170H199L200 171V173H201V176L200 177H195V178H192V180L194 179V183H196V181H198L199 183H196L195 185H194V183L191 181V178H189L188 179V177L186 178V176L183 174V173H186V171H185V169H181L180 171H178V170H176L177 168H176V164L174 163L175 162V155L173 154L172 156H173V159H174V161L171 159L169 162L171 163L172 161V163L174 164V166H173V164L171 163V166H173L172 168L168 165V164H170V163H168V161L166 162V161H164V160H168L169 159V157L171 156H169V154L170 153H168L167 151H168V146H169V151H171V152H173V151H175L177 148H175L176 146H177V144H178V142H176L175 141V139H173L172 141H170V140H168L167 141V139H165V136H166V134L168 133L167 131H168V127H166L167 125L166 124H164L163 122H157V121H159L158 119H157V115L155 116V118L153 119V116H154V114L157 112V110H158V103H156V102H153V104L151 105V103L149 104L148 103V108L150 107V106H152V108H154V106H156L157 108L156 109H152V110H156V111H153L152 112V110H151V107L148 109V113L149 114H151V118H150V116H148L149 114L148 113H146L145 114V119H143L144 118V115L142 116V120L141 119H138L136 116H135V114H134V117H136V121H135V118L134 117H132V115H133V113H131V112H134V108H133V103H132V101L131 100H129V99H125V100H122L121 102H120V104H119V106H118V113H117V119H119V120H117V124L119 125V127H118V129H119V131L118 132H120L121 133V135L123 136V138H125V141H127V144H126V142L124 141V139H121L120 140V142L122 141V145L123 144H126L125 145V147H124V145H123V148L125 149L124 150V153H126V154H128V152L132 155L131 156V158L133 159V157L135 158V159H133V161H134V166L136 167H139V168H136V172L138 171V173H137V175L142 179L141 181H142V183H143V193L141 194L142 195V198H141V203H140V201H139V203L137 202V201H135V195L133 194H129V197L131 196V198H128L129 199V203L128 202H126V200H124L123 198H120V200H123V201H121L120 202V200H118L119 202H117V201H115L114 203H119L118 205H120V204H122L121 205V207H124V208H126L125 207V205H126V203H127V206H129L130 208L131 207H133V209H135V210H130V211H128V216H127V212H126V210L125 209H123V210H125V211H120V209H119V207L120 206H118L117 207V205L115 206V204L112 202V205H113V209L114 208H118V210L116 209V212H115V209L113 210L112 208H109L107 211H110V212H108L110 215H111V219H108L106 216H103V217H99L98 215H96L95 216V212H96V208L95 209H93L94 208V203L93 202H91V204L90 205H88L89 203L88 202H90V200L93 198L94 199V197H95V189H96V187H97V190H98V188H100V189H102L104 186H105V188H107V187H110L109 189H111V190H108L107 189V191H110V195L113 193V188L115 187V189H116V186H117V184L118 183H116V182H112V184L111 183H107V181L109 180H111L110 178L112 177V175H114L115 174V169H116V166H117V159H118V157L116 158V160H115V158H114V156L116 155L115 154V151L112 149V151H111V149H109V151H107L108 149H106V147H105V150L107 151V152H104L103 150H104V147L102 148V147H100L99 145H103L104 143H103V141H93L92 142V144H93V146L91 145L90 147L93 149H91V152L89 153L88 152V154H94L95 153V151H97V157H95L94 155H93V157H92V159L89 161V162H87V163H84V164H87V165H85V166H82L83 164L82 163H78V164H76V163H72V162H70V163H67V165H60V166H57L56 167V169H54L53 171H52V173L51 174H53V175H49L48 177H46V178H43V179H41L40 180V183H39V185L41 186H39V193H37L36 195V198H37V208H36V210H35V214L34 213H31V214H34V215H30V217H28V222H26L25 224H27V226L24 224V226L22 225V226H17L16 224H12V223H10L11 222V220H9V221H7L8 223H9V225H7V222H5L6 220L3 218V216H2V214H3V212L1 213V211H2V209L0 208V219H1V222H0V225H1V227H0V231H1V237L0 238H2L3 237V239H0V243H2L3 245H5V246H3L2 244H0V248H1V246H3V252H5V254L4 253H2V252H0V254L2 253V256L0 255V264H10V262H11V264H21L23 261H25V259H27V261H28V256H26V255H23V253L25 252L24 250L23 251H21L22 249H27L26 250V253H24V254H31V253H34L33 255L35 256V258H36V264H87V262H88V264H91V262H92V264L94 263V264H112V262H113V264H139V262L141 261V260H143V253L144 252H147V250H153L154 249V247H155V245L157 244L155 241H159V240H157V237H158V239H159V237L161 238V236H163L161 239H160V241L162 240L165 244H166V248H158V246L157 247H155L156 249L153 251L157 256H158V258H157V256L155 257V260H156V258H157V264H163L164 262H163V259H164V261H165V263H166V261L168 260H170V261H172V260H174V261H172V262H174L175 263V261H177V264H214L215 262H213L212 263V260L214 259V257L211 255L212 254V252H213V247H211V248H207L208 246H209V244H210V246H212L213 244L212 243H215L214 241H216V239H217V235L218 236H230V234L231 235H234V232H236L235 234H237V229L238 228H240L241 229V226H242V230L244 229H246L245 227H249L250 226V224H253V223H255V222H257V223H255V229H256V231L258 232H255V234H257L256 236H257V239H260V240H262V238H264V227L263 226H261L260 225V222H259V219H256V217L258 218V215H259V213H260V211H262V208H261V206L263 207V203H264V201H262L263 199V197H264V193L262 194V192H264V178H262V177H257V178H255L254 176H252V175H255V174H252V173H250V174H247L249 171L250 172H253V173H258V171L257 170H259L260 172H264V158H262L260 155H264V150H263V145H264V139L263 138H261V137H264V134H263V132H264V130L262 131V128L264 129V73H261V72H263L261 69H262V67L261 66H263V68H264V54H262L261 55V57H260V54L264 51V47H262V46H260V48H258L257 49V43L259 42V41H261L263 44V46H264V20H262L264 17H263V13H264V3H263V1H261V0H258V1H256V0H246L247 2H249L248 4H247V2L245 1V3H246V7H245V10H247V12H245L244 14H245V16L247 17V22L249 23H247L246 22V24L244 25V27L242 26V27H240V26H238V24H237V26L238 27H235V28H237L236 29V31L234 30L235 28H233V29H229L225 24V18H226V15H224L223 14V9L220 11V7L222 6V8H223V1H222V4L220 3L221 2V0L219 1V0ZM197 1V2H196ZM200 1V2H199ZM202 1H203V3H202ZM219 1V2H218ZM251 1H252V3H251ZM261 1V2H260ZM35 2H38V3H35ZM40 2H41V4H40ZM47 2H48V4H47ZM53 2H54V4H53ZM57 2H58V0H57ZM98 2V3H97ZM130 2H132V1H130V0H126V1H123V3H122V5H121V8H122V10L120 11L121 13L122 12H124V10L126 9V10H130V9H132L133 8V6H134V4L133 3H130ZM218 2V3H217ZM224 2H225V0H224ZM240 2L241 1H239V4H240ZM77 3V4H76ZM81 3V4H80ZM89 3V4H88ZM107 3V4H106ZM188 3V4H187ZM190 3V4H189ZM216 3V4H215ZM252 4V6H253V8L251 7V5H249V4ZM254 3V4H253ZM31 4H32V6H31ZM42 4H43V6H42ZM105 4V5H104ZM181 4V5H180ZM192 4V5H191ZM201 4V5H200ZM212 4V5H211ZM221 4V6H219ZM88 5V6H87ZM91 5V6H90ZM99 5V6H98ZM110 5H111V7H110ZM113 5V6H112ZM258 6V8H256L257 6ZM82 6V7H81ZM86 6H87V8H86ZM103 6V7H102ZM193 6V7H192ZM248 6H250L251 8H249L248 9ZM263 6V7H262ZM66 7V8H65ZM110 7V8H109ZM192 7V8H191ZM219 9H218V8ZM261 7V8H260ZM94 8V9H93ZM97 8H98V11H97ZM102 8H104V10L102 9ZM151 8H152V6H151ZM195 8H197V9H195ZM205 8V9H204ZM247 8V9H246ZM255 8L256 9H258V11H262V13H260V12H258L259 13V18L261 19V21H263V23H262V25L261 24H259L258 22H259V20H256V18H257V16H256V14H258V13H255V12H257L256 10H255ZM87 9V10H86ZM93 9V10H92ZM103 10V13H105L104 11L106 10V13H108V14H106V15H104L103 13H102V10ZM194 9V10H193ZM251 9V10H250ZM68 10H70V11H68ZM91 10L93 11L92 13H91ZM125 10V11H126ZM189 10H192V11H195V10H197V11H195V12H193V13H196V16L198 17H196L195 15H193L192 13H191V11H189ZM200 10V11H199ZM201 10H203V12L201 11ZM240 10V8L239 9H237V10H235L236 12H240L239 11ZM254 10H255V12H254ZM188 11V12H187ZM206 11V12H205ZM219 11V12H218ZM248 11H249V13H248ZM253 13H252V12ZM70 12L72 13V15L70 14ZM76 12V13H75ZM86 13V14H84V13ZM112 12V13H111ZM199 12H202L203 14V17H205L204 16V14H206V18L204 19L203 17H202V15H201V13H199ZM210 12V13H209ZM97 13V15H95ZM152 15H151V14ZM149 14V16L151 17V18H148V21H147V19L145 20V23H146V21H147V23L145 24V23H142L141 25H140V23H139V26H138V24L137 25H134L132 22H128V24H126V25H124V27L123 28H125V30H123L124 32H122L123 34H122V37H121V40L117 43V44H119L120 46L118 47L117 45V47H118V49L117 48H115L116 46L113 44V43H108V41L107 40H104V41H100V38H101V36L99 37V42H97L96 43V47H95V56H97L96 58H98V59H101V60H104V61H107L108 60V62H110L111 63V60H112V63H114V60L113 59H111V56H110V53L111 52H114L115 50L116 51H118L119 50V48H121V46H123V45H125L126 43H127V41L128 40H130L134 35H135V33L136 32H138V31H140L141 30V28L143 29V27H146V25H149V24H152L151 26H153L155 29H153L154 30V32H153V35H154V37H156V38H160V37H163V36H166L167 35V33H168V35H170V33H172L173 32V29H175V26L174 25H172L169 21H166L165 19H162L163 17H162V13H161V11L159 12V10H157V9H151V12H150ZM192 14V17H190L191 15L190 14ZM222 13V14H221ZM237 13V14H238ZM83 14V15H82ZM159 14V15H158ZM188 14V15H187ZM198 14V15H197ZM209 14H210V16H209ZM237 14H235V16H234V18L236 17H238L239 18V14L237 15ZM250 14H252L251 16H254V17H252V19H251V16H250ZM108 15V16H107ZM111 15V16H110ZM161 15V16H160ZM187 15V16H186ZM201 15V16H200ZM212 15V16H211ZM213 15H214V17H213ZM237 15V16H236ZM248 15V16H247ZM102 16H104V17H106V18H103ZM113 16V17H112ZM189 16V17H188ZM241 16V15H240ZM256 16V17H255ZM75 17V18H74ZM77 17V18H76ZM157 17H159V19H157ZM196 18V19H194V18ZM207 17H209L208 18V20H207ZM212 17V18H211ZM242 17H243V14H242ZM251 19H249V18ZM101 18H103V19H101ZM214 18V19H213ZM235 18V19H236ZM254 18H255V23H254ZM149 19H150V21L152 22H150L149 21ZM152 19V20H151ZM227 19V18H226ZM234 19V20H235ZM240 19V18H239ZM249 19V20H248ZM80 20V21H79ZM200 20V21H199ZM212 20V21H211ZM213 20H215V21H213ZM253 20V21H252ZM157 22V23H154V22ZM158 21H159V23H158ZM235 21H237V19L235 20ZM240 21V20H239ZM258 21V22H257ZM74 22V23H73ZM76 22H77V24H76ZM79 22V23H78ZM150 22V23H149ZM162 22V23H161ZM166 22V23H165ZM168 22V23H167ZM84 23V24H83ZM87 23V24H86ZM253 23H254V25H253ZM257 23V24H256ZM29 26H32V23L29 21L28 23H27ZM145 24V25H144ZM158 26H156V25ZM170 24V25H169ZM209 24V25H208ZM212 24V25H211ZM256 24V25H255ZM134 25V26H133ZM160 25H161V27H160ZM215 25H216V27H215ZM253 25V28L255 29V26L257 27V26H259L260 27V30L257 28L256 29V36H258V38L259 39H257V37L254 35L255 33H254V31H253V33L251 32L252 30H254L252 27H248V26H252ZM136 26H137V28L139 29V30H137V28H136ZM150 26V25H149ZM164 26V27H163ZM167 26V27H166ZM169 26V27H168ZM174 26V27H173ZM213 26V27H212ZM263 26V27H262ZM80 27L82 28V29H80ZM166 27V28H165ZM208 27L210 28V29H208ZM262 27V28H261ZM92 28V29H91ZM133 28H135V29H133ZM204 28V29H203ZM243 30H242V29ZM248 28H249V30H250V32L252 33V35H254V36H251L250 34V32H248ZM158 31H157V30ZM163 29V30H162ZM166 29V30H165ZM168 29H169V31H168ZM207 29V30H206ZM216 29H218V30H216ZM83 30V31H82ZM135 30V31H134ZM161 30V31H160ZM210 30H212L211 32H210ZM259 30V31H258ZM126 31V32H125ZM157 31V32H156ZM216 31V32H215ZM240 31V32H239ZM245 31H246V33H245ZM217 32H220V33H222L221 35H220V33H217ZM243 32V33H242ZM75 33V34H76ZM85 33V34H84ZM88 33V34H87ZM162 33V34H161ZM164 33V34H163ZM206 35H205V34ZM209 33V34H208ZM211 33V34H210ZM259 33V34H258ZM214 34V35H213ZM219 34V35H218ZM241 34V35H240ZM250 35V37L251 38H254V40L253 39H251L250 37H249V35ZM261 34H263L262 36H261ZM44 35V36H43ZM47 36V39L45 38L46 36ZM84 35V36H83ZM212 36L211 37V39L209 38L210 36ZM127 36V37H126ZM217 36V37H216ZM225 38H224V37ZM248 36V37H247ZM76 37H79V41L77 40V38ZM81 37V38H80ZM129 37V38H128ZM222 38H223V40H222ZM261 38V39H260ZM45 39V40H44ZM76 39V40H75ZM48 40V41H47ZM86 40V41H85ZM219 40H220V42H219ZM249 42H248V41ZM256 40V41H255ZM242 41H244V42H242ZM247 43H246V42ZM255 41V42H254ZM258 41V42H257ZM45 42H46V44H45ZM78 42H80V44L78 43ZM84 42H85V44H84ZM123 42V43H122ZM125 42V43H124ZM145 42H147V41H145ZM144 42V44H145V48L144 49H142L141 50V52L142 53H144V52H146V50H147V46H149V44L148 43H145ZM236 45H235V44ZM243 43H245V44H248V45H245V44H243V48L246 50V47L248 46L249 47V45L250 44H253V45H255L253 48H256L257 49V51H260V52H257V51H255L256 49H252V47H249V48H251L252 50H254L255 51V54L253 53V51L251 50V49H249L248 47H247V49H249V51L248 50H243V48H242V50L245 52V54H244V52L240 49L241 47H242V44ZM78 44V45H77ZM72 45H75L74 47H72ZM103 45H104V47H103ZM109 45H111V46H109ZM77 46H78V48H77ZM193 46H195V49L193 48ZM70 47H72L71 48V51H70V49L69 48ZM84 47V48H83ZM190 47V48H189ZM82 48H83V50H82ZM187 48V49H186ZM193 50H192V49ZM198 48V47H197ZM213 48V47H212ZM215 48H213L214 50H215ZM235 48V49H234ZM63 49V50H62ZM78 49H80V50H78ZM110 49V50H109ZM112 49V50H111ZM218 49V50H217ZM220 49H221V54H220ZM230 49H232V50H236V52H237V49H240V50H238V51H240V55L238 54V53H236L235 54V52L233 51V52H228V51H232V50H230ZM262 49H263V51H262ZM59 51V55L58 56H61V58L60 57H58L57 56V52ZM67 50V51H66ZM69 50V51H68ZM251 50V51H250ZM50 51V52H49ZM57 51V52H56ZM184 51V52H185ZM197 53H196V52ZM51 52L54 54V56L51 54ZM63 52V53H62ZM65 52V53H64ZM72 52H73V55H72ZM104 52H106V53H104ZM108 52V53H107ZM118 52H120V51H118ZM126 52V51H125ZM128 52V51H127ZM243 52V53H242ZM249 52V53H248ZM251 52V53H250ZM71 53V55H69ZM79 53V54H78ZM97 53V54H96ZM196 53V54H195ZM225 53H228V54H225ZM232 53H234V54H232ZM253 53V55H251ZM257 53V54H256ZM258 53H259V56H257L258 55ZM61 54V55H60ZM102 54V55H101ZM66 55L69 57H66ZM77 55V56H76ZM203 55H205V56H203ZM217 55V56H216ZM220 57H219V56ZM231 55V56H230ZM236 55V56H235ZM238 55H239V57H238ZM75 56V57H74ZM110 56V57H109ZM222 56V57H221ZM232 57L233 58V56H235L237 59H240V58H242V60H244V62H245V64L246 65H244V67H247L246 69H245V71H247L248 72V70L247 69H249V71L250 72H248V73H251L252 75H254L255 76V79H253L254 77L253 76H251V74H250V76L246 73V75H247V77H248V80H247V83H246V87H245V89H247V90H251V89H255L254 87H256L257 89H255L256 90V94H255V90L253 91V90H251L252 92H254V94L256 95H253L252 93L250 94V96H248V98H249V103H252L251 105L252 106H250L249 105V103H248V108L250 109L251 107L253 108L254 107V104L256 105L253 109L255 110H253L252 109V111L251 110H249L248 111V113H250L251 115H250V119H252V121L254 120H256V118H257V122L259 123V126H258V124H257V122L255 121V122H251V121H248L249 120V116H248V120H247V122L249 123V122H251V123H249V131L248 130H246V134H245V141H246V143H250L251 142V147H250V145H249V147L250 148H252V149H254V147L256 148V146H258L259 145V147H257V149H254V151L260 156V158L258 159V160H260V159H262V162H260V161H258L257 159V163H256V160L254 159V158H252V160H250L248 157H246V156H248L250 153H249V151H246V149L248 150V148L246 147V145H248V144H245V141H243V142H239V140H237V139H235V136H236V134H233V133H238L241 129H243L242 127H244L243 126V123H239V122H241V120H242V116H240V115H236V113H238L237 111H236V113H235V110H236V108H238V107H236L235 108V105L236 106H240V104H241V99H242V97L241 96H243V95H240V93L243 91L242 89H243V85H237V84H241L242 82L240 81V79H239V77H237V76H239V75H237L238 74V72L237 73H234V72H236L237 70L238 71H240V69L239 68H237V70L236 69H231V70H233L232 72H231V70H229L232 74L234 73V74H236L237 76H236V81H239V83L238 82H236V86H235V80H234V78H233V84H231V85H229L230 86V93H228L227 94V92H225L226 94H222L220 91V93L222 94V95H220V93L218 94V87H219V85H220V83H222V82H220V81H222V72L224 71V70H227V68H229V66H227V65H229L228 64V61L226 62V60H227V58L226 57ZM253 56V57H252ZM256 56V57H255ZM263 56V57H262ZM53 57H55V59H53ZM57 57L58 58H60L59 59V62H61L60 63V65L58 64V63H56V61L58 60L57 59ZM101 57V58H100ZM204 57H206V58H204ZM234 57V58H235ZM255 57V58H254ZM259 57V58H258ZM108 58V59H107ZM199 58H200V60H199ZM204 59V60H202V59ZM212 58L213 59H216V60H214L215 62L217 61L218 62V60L220 59V58H222V59H224L223 60V63H227V65L226 64H221V63H215L214 61H212ZM218 58V59H217ZM235 58V59H236ZM257 58V59H256ZM50 59H52V60H50ZM57 59V60H56ZM63 59V60H62ZM65 59V60H64ZM67 59H69V60H67ZM79 59V60H78ZM109 59H111V60H109ZM256 59V60H255ZM260 59V60H259ZM61 60V61H60ZM44 61H45V59H44ZM53 63H51V62ZM184 61V62H185ZM192 61H193V64H192ZM58 62V61H57ZM204 62H205V64H204ZM213 62L215 63V64H217V66L215 65V64H213ZM261 62V63H260ZM31 63H32V65H31ZM51 63V64H50ZM55 63V64H54ZM70 63V64H69ZM78 63V64H77ZM248 63H249V65H248ZM260 63V64H259ZM33 64H35V65H33ZM62 64H64V65H62ZM191 64V65H190ZM223 66H221V65ZM59 67H58V66ZM193 65H195L194 67H193ZM210 65V66H209ZM220 65V66H219ZM48 66V67H47ZM61 66H63L64 68H61ZM186 66H188V67H186ZM216 66V67H215ZM36 67H37V70H35L36 69ZM56 67V68H55ZM192 68L193 70L195 69V71L197 72L198 71V74H199V72H201L200 70H202V72L199 74V76H202L203 77V75L204 74H202V73H206L205 74V76H207V79H206V77L204 76V78H203V80L204 79H206V80H204V83L206 84V89H207V91L205 90V92L207 93H194V91L192 90H190L191 88L189 87V83H187V80H185V77H184V75H183V73L185 72L184 70H187L186 68ZM199 68V69H197V68ZM203 67H205V68H203ZM222 69H221V68ZM33 68H34V70H33ZM54 68H55V70H54ZM184 68V69H183ZM224 68V69H223ZM260 68V69H259ZM197 69V70H196ZM221 69V70H220ZM250 69H253V70H250ZM50 70V71H49ZM211 70V71H210ZM236 70V71H235ZM261 70V71H260ZM58 71V72H57ZM184 71V72H183ZM213 71H214V73H213ZM218 71H222L221 73L220 72H218ZM31 73V74H30ZM51 73V74H50ZM8 75H12V72L11 71H9L8 73H7ZM55 74V75H54ZM61 74V75H60ZM182 74V75H181ZM218 74H221V78L219 77V75ZM233 74V75H234ZM263 75V76H262ZM28 76V77H27ZM35 78H34V77ZM64 76H65V78H64ZM235 76V75H234ZM30 77V78H29ZM58 77V78H57ZM201 77V78H202ZM258 78V81H257V78ZM262 77H263V79H262ZM32 78H34V79H36V80H34V79H32ZM54 78H56V79H54ZM178 78V79H177ZM219 78H220V80H219ZM87 79V77H83V78H81L80 80L81 81H85ZM183 81H182V80ZM211 79V80H210ZM32 80H34V82L32 83ZM49 80V81H48ZM55 80V81H54ZM219 82H218V81ZM253 80V81H252ZM256 81V85L255 84H253L255 81ZM8 81H9V79H8ZM10 81H12V78H11V80ZM185 81V82H184ZM14 82V81H13ZM12 82V83H13ZM29 82H31V83H29ZM28 83V84H27ZM47 83V84H46ZM216 83H218L219 85H217ZM14 84V83H13ZM34 84V85H33ZM36 84V85H35ZM204 84V85H205ZM258 84V85H257ZM262 84V85H261ZM214 85V86H213ZM188 86V87H187ZM209 86H210V88H209ZM218 86V87H217ZM253 86V87H252ZM35 87V88H34ZM212 87H213V89H214V91H215V93H216V95H215V93H213L214 91H213V89H212ZM228 87V86H227ZM232 87V88H231ZM263 87V88H262ZM30 88V89H29ZM45 88V87H44ZM242 88V89H241ZM30 90H31V92H30ZM34 90V91H33ZM233 90H234V92H233ZM237 90H239V91H237ZM240 90H241V92H240ZM261 90V91H260ZM36 91V92H35ZM44 91H45V89H44ZM43 91V92H44ZM48 91V92H47ZM231 91H232V93H231ZM249 91L247 92V94H249ZM30 92V93H29ZM39 92V93H38ZM185 92V93H184ZM186 92H187V94H186ZM28 93V94H27ZM32 93V94H31ZM49 93V94H48ZM243 93V92H242ZM241 93V94H242ZM37 94H40L39 96L36 95ZM196 94H197V96H196ZM205 94V95H204ZM229 94H230V96H229ZM232 94H235V95H237V97H234V98H236V99H233V100H231L230 98L231 97H233L234 95H232ZM29 97H28V96ZM225 95H227V97L225 96ZM252 95V96H251ZM258 95V96H257ZM200 96H202V97H200ZM210 96V97H209ZM222 96V97H221ZM223 96H224V98H223ZM228 96H229V98H228ZM185 97H187V101H185ZM250 97H251V100H250ZM254 97V98H253ZM259 97V98H258ZM29 98H30V100H29ZM209 98V99H208ZM32 99H33V101H32ZM39 99H41V100H39ZM213 99V100H212ZM214 99H215V101H214ZM223 99H225L226 100V102H227V100H229L227 103L226 102H223L222 100ZM210 102H209V101ZM224 100V101H225ZM237 100V101H236ZM255 100H257L256 102H254ZM197 103V104H199V105H197V104H194L195 102ZM212 101V102H211ZM214 101V102H213ZM209 102V103H208ZM233 102V103H232ZM236 102V103H235ZM237 102H238V104H237ZM239 102H240V104H239ZM30 103H31V105L33 106V108H32V106L30 105ZM130 105H129V104ZM156 103V104H155ZM208 103V104H207ZM211 103H213V105L211 106ZM215 103V104H214ZM29 104V105H28ZM35 104V105H34ZM37 104V105H36ZM189 105V107H188V105ZM193 104V105H192ZM224 104H226V105H224ZM231 104V105H230ZM234 104V105H233ZM260 104V105H259ZM132 105V106H131ZM208 105V106H207ZM215 105V106H214ZM230 105V106H229ZM35 106V107H34ZM198 107V108H196L197 109V112H199L198 113V117H195L194 116V111H196V110H194L193 108L194 107ZM201 106V107H200ZM218 106V107H217ZM233 106H234V110L232 109L233 108ZM120 107V108H119ZM132 107V108H131ZM188 107V108H187ZM192 107V108H191ZM230 107H232V108H230ZM191 108V109H190ZM225 108V109H224ZM179 109H181V110H179ZM190 111H189V110ZM228 109H230V111H228ZM133 110V111H132ZM151 110V111H150ZM225 110H227V111H225ZM233 110V113H231V111ZM185 111H183V112H181V113H184ZM254 111V112H253ZM262 111V112H261ZM151 112V113H150ZM185 112V113H186ZM193 112V113H192ZM208 112H209V114H208ZM230 112V113H229ZM257 112H258V114H257ZM129 115H128V114ZM192 113V114H191ZM205 113V114H204ZM226 113H229V114H226ZM248 113H247V115H248ZM119 114V115H118ZM234 116H233V115ZM255 114H257L256 116H255ZM205 115V116H204ZM209 115V116H208ZM259 115V116H258ZM131 116V117H130ZM146 116L148 117V118H150V119H148V118H146ZM194 116V117H193ZM203 116V117H202ZM232 116V117H231ZM241 117V118H238V122H237V117ZM254 116L256 117V118H254ZM181 117V118H180ZM183 117H185L186 119H184ZM210 118V120H208L209 118ZM180 120H179V119ZM191 120H190V119ZM196 118V119H195ZM220 118V119H219ZM236 118V121L234 120V119ZM254 118V119H253ZM260 118V120H258ZM132 119H133V122L135 123V124H133L132 123ZM149 121H148V120ZM193 119H194V122H195V120H197L195 123H197V124H195L194 122H193ZM200 119V120H199ZM204 119H205V121H204ZM240 119V120H239ZM146 120V121H145ZM151 120H152V122H153V124L151 125ZM186 120V121H185ZM206 120L208 121V122H210V126L208 125V122H206ZM224 120V121H223ZM119 121V122H118ZM129 121V122H128ZM148 121V122H147ZM178 121V122H177ZM199 121V122H198ZM202 121H203V123H202ZM212 121H213V123H212ZM229 121H231V122H229ZM235 121V122H234ZM123 122V123H122ZM126 122H128L129 123V125L130 126H128V123H126ZM149 122H150V126H148V129H147V125H149ZM182 122V123H181ZM207 123V125H206V123ZM142 123H144V124H146L145 126H142ZM156 123V124H155ZM186 123V124H185ZM200 123V124H199ZM231 123V124H230ZM126 124V125H125ZM140 124H141V126H140ZM143 124V125H144ZM183 124H185L186 125V129H185V131L187 132H185L184 131V126L185 125H183ZM189 124H191V126L189 125ZM214 124V125H213ZM233 124H234V128H236L239 124V127L241 126V124H242V126L240 127L241 129H239V131H237L238 130V127L236 128L237 130H235L234 128H232L233 127ZM235 124H238L237 126H235ZM117 125V126H118ZM135 125V126H134ZM138 125V126H137ZM154 125H155V127L157 126V129H156V131H157V133L159 132V131H161V132H159L158 134H160V135H156L157 133H156V131L154 132L152 129H149V127H151L152 128V126H153V128H155L154 127ZM159 125H161V126H159ZM180 125V126H179ZM183 125V126H182ZM188 125V126H187ZM198 125V126H197ZM202 125V126H201ZM205 127H204V126ZM226 125V126H225ZM262 125V126H261ZM126 126V127H125ZM133 128H132V127ZM140 126V127H139ZM159 126V127H158ZM165 126V127H164ZM190 126V127H189ZM193 126V132H194V127H195V132H197L198 131V133L199 134H197V133H195V135H193L194 133L192 132V130L190 129L191 127ZM196 126H197V129H196ZM225 126V127H224ZM122 128V131H123V134H122V131H121V128ZM129 127H131V129L129 128ZM145 127V128H144ZM161 127V128H160ZM163 127H164V129H163ZM179 127H180V129H179ZM201 127V128H200ZM228 127V128H227ZM229 127H230V129H229ZM261 127V128H260ZM178 128V129H177ZM203 128H204V130H203ZM225 128V129H224ZM231 128H232V131L233 130H235L233 133L231 132ZM261 130H260V129ZM126 129H127V131H126ZM133 129H134V131H133ZM160 129V130H159ZM166 129V130H165ZM162 130H163V132L165 133V135H164V133L162 132ZM228 130V131H227ZM135 131H136V133H135ZM205 131V132H204ZM206 131H207V133H206ZM209 131H211V132H209ZM242 131V130H241ZM249 133H248V132ZM253 131H255V132H253ZM258 131H262L261 133H262V135H260V137H258L259 135L258 134H260V132L259 133H257ZM124 132H127V133H124ZM134 132V133H133ZM202 132V133H201ZM139 133V134H138ZM154 133H156V134H154ZM193 133V134H192ZM205 133V134H204ZM231 134V136H229L230 134ZM253 134V136H252V134ZM257 133V137L255 136V134ZM125 134H127L126 136H128V137H124L125 136ZM130 134L132 135V137H130ZM174 134V133H173ZM172 134V135H173ZM181 134V135H180ZM184 136H183V135ZM187 134V135H186ZM189 134H191L190 136H189ZM216 134H218V136H217V138L215 137L216 136ZM233 134V135H232ZM248 134H250L251 135V138H253V141H254V139H255V141L254 142H252V139H250V135L248 136L249 138H248V142H247V135ZM139 137H138V136ZM168 135V134H167ZM177 135V137H176V135H173V138L174 137H176V139H177V141H178V139H179V136ZM196 135H201V137H200V141H199V137L198 136H196ZM204 135H206V136H204ZM210 135V136H209ZM214 135V137H215V141H214V138L212 137ZM221 135V136H220ZM225 135V136H224ZM137 136V137H136ZM161 136V137H160ZM186 136V137H185ZM198 137V138H196V137ZM255 136V137H254ZM141 137H144L145 138V141H144V138H141ZM149 137V138H148ZM159 137V138H158ZM188 137V138H187ZM190 137V138H189ZM206 139H205V138ZM229 137V138H228ZM129 139V141H128V139ZM133 139V141H135V138H136V142H132V139ZM140 138V139H139ZM161 138V139H160ZM164 138V139H163ZM212 138V139H211ZM220 138V139H219ZM223 138V139H222ZM256 138H258L259 139V142H256ZM261 138V139H260ZM130 139H131V142H130ZM138 139H139V141H138ZM188 139H189V141H188ZM203 139H204V143H205V146L208 148H206V150H207V153H205V146H204V148H203V145H204V143H203ZM229 139H230V141H229ZM232 139H234V141H232ZM249 139H250V141H249ZM258 139H257V141H258ZM227 142H226V141ZM147 141V143H145ZM161 141V142H160ZM176 143V144H174V142ZM200 142V144H198L199 142ZM224 142V143H222V150H221V147H220V145H221V142ZM228 141H229V143H228ZM260 141H261V144H260ZM102 142V143H101ZM128 142H129V144H128ZM151 142V143H150ZM164 144H163V143ZM197 142V143H196ZM214 142H217V144L216 143H214ZM218 142H220V143H218ZM233 142V143H232ZM256 142V143H255ZM170 143V144H169ZM201 143H203L202 145H201ZM240 143V144H239ZM242 143V144H241ZM252 143H253V145H254V143H255V146L254 147H252L253 145H252ZM95 144H97V145H95ZM146 144V145H145ZM149 144H150V146H149ZM165 144L166 145H168L167 147H165ZM213 144V145H212ZM228 144V145H227ZM230 144V145H229ZM99 146L98 148H96L95 146ZM147 145L149 146V148L147 147ZM152 145V146H151ZM154 145V146H153ZM162 145V146H161ZM172 147H171V146ZM178 145V146H179ZM193 145H195V146H193ZM239 146L240 145V147H239V149H238V147H235V146ZM129 146H131V147H129ZM133 146V147H132ZM191 146V148H189ZM196 146H197V148H196ZM202 146V147H201ZM218 146V147H217ZM229 146V147H228ZM241 146H242V148H241ZM89 147V148H90ZM126 147H127V149H126ZM155 149V151H158L159 149H162L163 147H164V149H162V153L165 151V149L167 150L166 151V153H168V154H165V152L162 154V155H160L159 153H161V152H155L154 151V149ZM171 147V148H170ZM100 148V149H99ZM102 148V149H101ZM131 148H133V149H131ZM144 148L146 149V150H144ZM197 149V151H196V149ZM226 148V149H225ZM240 148H241V150H240ZM259 148V149H258ZM99 151H98V150ZM148 149H149V151L151 150H153L151 153H152V157H154L153 159V161H151L152 160V157H151V160H149V158H150V156L148 157L147 155H150V154H145L144 153V151L146 152V153H150L149 151H148ZM157 149V150H156ZM175 149V150H174ZM188 149H190V151H191V149H192V151L190 152ZM203 149V150H202ZM219 149V150H218ZM236 150V153L238 152V156L237 155H233L234 154V151ZM242 149H243V151H242ZM95 150V151H94ZM101 150V151H100ZM128 150V152H126ZM133 150V151H132ZM195 150V151H194ZM202 150V151H201ZM213 150V151H212ZM217 152H216V151ZM234 150V151H233ZM237 150H239V151H237ZM259 150V151H258ZM262 150V151H261ZM88 151H90V149H88ZM94 151V152H93ZM148 151V152H147ZM161 151V150H160ZM201 151V152H200ZM214 152V153H212L213 154V156H214V159H215V166L213 165V167H211L212 165H210L209 163H211L212 164V162H211V160H210V156L212 155L211 154V152ZM240 151H242L241 152V154L239 153ZM104 152V153H103ZM108 152H110V153H108ZM198 152H200V153H198ZM232 152V153H231ZM262 152V153H261ZM15 153V154H14ZM14 153L12 154L13 155V158L11 157V159H13V161L12 160H8V164H10V166H15L16 167V165H17V163L19 164V165H17L19 168H22V169H26L27 167L29 168L30 167V165L32 164V161L29 159H26L27 158V156H25V155H21V154H19L18 156H19V158L18 157H16L17 156V154H18V152L15 150L14 151ZM108 155H107V154ZM154 153V154H153ZM175 153V152H174ZM194 154V156H196V158H193V154ZM229 153H231V154H229ZM87 154V153H86ZM85 154V155H86ZM109 154H111V155H109ZM191 154V155H190ZM16 155V156H15ZM101 155H104V156H106V157H104V156H102L101 157ZM112 155H114V156H112ZM125 155V154H124ZM154 155V156H153ZM251 155V154H250ZM21 156H23V157H21ZM108 156H110L111 157V159L113 160L114 159V161H112V163H111V160H110V157H108ZM126 156V155H125ZM156 156V157H155ZM160 156H162V157H160ZM167 158H166V157ZM171 156V157H172ZM192 156V157H191ZM234 156H236V157H238L237 158V161H235L236 160V157H234ZM242 156V157H241ZM104 157V158H103ZM127 157V156H126ZM159 157V158H158ZM230 157V158H229ZM234 157V158H233ZM18 158V159H17ZM99 158H101V160L99 159ZM103 158V159H102ZM198 158V159H197ZM203 158V159H202ZM229 158V159H228ZM232 158L234 159V160H232ZM247 158V159H246ZM23 159V160H22ZM99 159V160H98ZM109 159V160H108ZM146 159V160H145ZM157 159V160H156ZM162 159H163V161H164V164L166 163V166H168L170 169H172V170H169V171H171V173L169 172V171H167L166 172V166H165V169H164V167H159V165L161 164V162H162ZM217 159V160H216ZM16 160V161H15ZM27 162H26V161ZM96 160H98V162L96 161ZM103 160V161H102ZM104 160H108V161H104ZM159 160H160V162H159ZM201 160V161H200ZM94 161H95V163H94ZM102 161V163H100ZM146 161V162H145ZM240 163H239V162ZM250 161H251V163H250ZM20 162V163H19ZM30 162V163H29ZM108 162V163H107ZM115 162V163H114ZM155 162V163H154ZM159 162V163H158ZM196 162V163H195ZM202 162V163H201ZM223 162H225V164L227 165H225ZM245 162H248V164H246ZM14 163H16V164H14ZM25 163V164H24ZM98 163H100L99 165H98ZM148 163H151L150 165L148 164ZM168 163V164H167ZM194 163V164H193ZM199 165H198V164ZM207 163V164H206ZM236 163V164H235ZM243 165H242V164ZM69 164V165H68ZM103 164H104V166H103ZM109 164V165H108ZM113 164H114V166H113ZM163 164V163H162ZM161 164V165H162ZM204 164V165H203ZM217 164V165H216ZM234 164V165H233ZM252 164H254V165H252ZM27 165V166H26ZM93 165H94V167H93ZM108 165V166H107ZM110 165H111V167H113V168H111L110 167ZM145 165L148 167H145ZM153 165V166H152ZM156 167H155V166ZM206 165V166H205ZM244 165H247V167H249V168H255V170L256 171H254V169H247V167L246 166H244ZM248 165H250V166H248ZM263 165V166H262ZM26 166V167H25ZM63 166V167H62ZM68 168L69 166L71 167H69L70 168V170L71 171H69V168H68V170H67V168ZM86 166H88V168L86 167ZM97 166V167H96ZM101 166V167H100ZM153 167V169H152V167ZM162 166H164V165H162ZM237 166H239L238 168H240L239 169V171L237 170V168H234V167H237ZM256 166H258V167H256ZM73 167H74V169H73ZM76 167V168H75ZM78 167V168H77ZM86 167V168H85ZM150 167H151V169H150ZM155 167V168H154ZM161 169L160 171H163V173L162 172H160L159 171V169ZM205 167V168H204ZM206 167H207V169H206ZM226 167H227V169H230L231 170V168H234L236 171H238L239 173H240V175H238L239 173L238 172H234V169H232L233 170V173H231L232 172V170H231V172H229L230 170H227L226 169ZM263 167V168H262ZM66 168V169H65ZM95 168V169H94ZM104 168L106 169V171H104ZM110 168V169H109ZM125 168L126 169H128V167L127 166H125ZM156 168L158 169V171L156 170ZM244 168H245V170H244ZM65 169V170H64ZM77 169V170H76ZM79 169H81V172H79ZM87 169V170H86ZM112 169H113V171H112ZM143 170V172H142V170ZM209 169H210V171H209ZM215 169H216V171H215ZM67 170V171H66ZM140 170V171H139ZM183 170V171H182ZM221 170V171H220ZM242 170V171H241ZM252 170V171H251ZM263 170V171H262ZM63 171L65 172V173H68V172H70L69 174H72L73 175V177H75L76 175V179L74 180L76 183H75V186L77 187L76 189H75V186H74V181H72V178H70V177H72L71 175L68 177V176H64L65 174L63 173ZM117 171V170H116ZM151 171H153V172H151ZM156 171V172H155ZM222 171H223V173L224 172H226V175L227 174H230L229 176H230V178H228V176L227 177H223V176H226L225 174L223 175V173H222ZM245 171V172H244ZM246 171H248V172H246ZM61 172V173H60ZM79 172V173H78ZM92 172V173H91ZM97 174H96V173ZM113 172V173H112ZM158 172V173H157ZM160 172V173H159ZM167 174H166V173ZM175 172V173H174ZM177 172V173H176ZM181 172V174H179L178 175V173H180ZM183 172V173H182ZM205 172H207V174H205ZM214 172V173H213ZM215 172H218V173H215ZM220 172V173H219ZM60 173V174H59ZM77 173V174H76ZM88 173H89V175H88ZM100 173V174H99ZM147 173H149V174H147ZM165 173V174H164ZM222 173V174H221ZM242 173H243V175H242ZM76 174V175H75ZM81 174V175H80ZM162 174H164V175H167V176H169V179L171 180V181H173L172 182V184H173V187L172 188H169V187H166V185L165 184H163V183H158V181H156V180H153V178H152V176H154V175H162ZM170 174V175H169ZM177 176H176V175ZM209 174V176H207ZM215 174V175H214ZM218 174H220V175H218ZM234 175L233 176V178H235L236 180H237V177H239V179L238 180H240V181H235V182H232V181H234L235 179H231V176L232 175ZM237 174V175H236ZM247 174V175H246ZM61 175L62 177L60 178L59 176ZM78 175L80 176V179H79V177H78ZM101 175V176H100ZM200 175V174H199ZM204 175V176H203ZM241 175H242V178H246V177H248V178H246V179H244V180H247V179H249V180H247V184L245 183V186H244V181H243V179H241L240 177H241ZM245 175V176H244ZM248 175H251V176H248ZM50 176H52V177H50ZM54 176H55V178H54ZM57 176H58V179H57ZM144 176V177H143ZM175 176V177H174ZM181 176H183V178H181ZM185 176V177H184ZM221 176V177H220ZM51 178V180L49 181V179ZM68 177V178H67ZM77 177H78V179H77ZM90 177V178H89ZM94 177V178H93ZM171 177V178H170ZM178 177H180L179 179H178ZM214 177V178H213ZM219 177V178H218ZM250 177H253V179L252 180H254V182L252 181V180H250ZM96 178V179H95ZM103 178V179H102ZM198 178V179H197ZM205 178V179H204ZM208 178H210L209 180H210V185L208 186ZM221 178H223V180L224 181H222L221 180ZM225 178V179H224ZM262 178V179H261ZM69 180V181H66V180ZM99 181H98V180ZM107 179V180H106ZM178 179V180H177ZM212 179V180H211ZM229 179V180H228ZM259 179H261L260 181L262 182V183H260L259 182ZM55 180H58V182L57 181H55ZM88 180V181H87ZM103 180V181H102ZM185 180V181H184ZM196 180V181H195ZM217 180V181H216ZM227 180H228V182H227ZM258 180V181H257ZM72 181V182H71ZM82 181V182H81ZM92 181V182H91ZM101 181V182H100ZM130 181V180H129ZM128 181V182H129ZM148 181H151V182H154L155 181V185H154V187H152V189H153V191L151 192L150 190H148V188H147V183H148ZM187 181L188 182H192V185H190L189 183V185H187ZM201 181H202V183H201ZM204 181H206V182H204ZM222 181V182H221ZM230 181V182H229ZM248 181H250V183H252V184H250V185H248L249 184V182ZM252 181V182H251ZM49 182H50V184H49ZM67 184H66V183ZM125 182V181H124ZM123 182V180H122V182H121V184L122 185H125V183ZM157 182V183H156ZM241 183V185L239 184L238 185V183ZM63 183V184H62ZM69 183V184H68ZM80 183H83L82 184V186H81V184ZM92 183V184H91ZM106 183V184H105ZM114 183V184H113ZM127 183V182H126ZM204 183L206 184V185H204ZM222 183H223V185H222ZM225 183H226V185H225ZM230 184V186H229V184ZM233 183V187L234 188H232V184ZM234 183H235V185H234ZM236 183H237V185H236ZM59 184V185H58ZM62 184V185H61ZM89 184V186H87ZM96 184V185H95ZM103 185L102 186V188H101V186L100 185ZM109 185V186H106V185ZM177 184V185H176ZM198 184V186H196ZM255 184V185H254ZM68 185V186H67ZM86 185V186H85ZM113 185H115V186H113ZM159 185H160V189H162L163 190V192H162V190H158V188H159ZM194 185V186H193ZM199 185H200V187H199ZM216 185H217V187H216ZM225 185V186H224ZM248 185V186H247ZM253 187H252V186ZM261 185V186H260ZM46 186V187H45ZM71 186V187H70ZM84 186V187H83ZM95 186V187H94ZM113 186V187H112ZM203 186V187H202ZM208 186V187H207ZM211 186V187H210ZM220 186V187H219ZM240 186H244V188L243 187H240ZM247 186V188H245ZM259 186V187H258ZM45 187V188H44ZM61 189H60V188ZM65 187V188H64ZM120 187V186H119ZM119 187H117V188H119ZM166 187V188H165ZM175 187H176V190H175ZM198 187V188H197ZM239 189L238 191H237V188ZM253 189H252V188ZM256 187V188H255ZM53 188V189H52ZM157 188V189H156ZM164 188V189H163ZM167 188H169V189H167ZM189 188V189H188ZM190 188H192L193 190H191ZM208 189V191H207V189ZM210 188H211V190H212V192L214 193H212L211 192V190H210ZM223 188V189H222ZM225 188H226V190H225ZM243 188V189H242ZM249 188H250V190H249ZM258 188V189H257ZM262 189V191L261 192H259L261 189ZM78 189V190H77ZM84 189V190H83ZM151 189V190H152ZM173 189V190H172ZM177 189H179L178 190V192H181L180 194L178 193L177 195H179V198H180V200H179V198L176 196V191H177ZM198 189H199V191H198ZM205 189V190H204ZM236 189V190H235ZM246 189H247V191H250L251 193L249 194V195H251V196H253V197H250L249 195H248V193L249 192H247L246 191ZM255 189V190H254ZM257 189V190H256ZM260 189V190H259ZM58 190H59V192H58ZM67 190V191H66ZM73 190V191H72ZM91 190V191H90ZM168 190V191H167ZM195 190V191H194ZM222 190V191H221ZM243 191V192H241V191ZM72 191V192H71ZM89 191H90V193H89ZM112 191V192H111ZM149 191V192H148ZM172 191H173V193H172ZM221 191V192H220ZM225 191H227V192H225ZM231 191V192H230ZM233 191V192H232ZM252 191H254L253 193H252ZM260 193V197H257V195L256 194H258V192ZM92 192V193H91ZM186 192V193H185ZM194 192V193H193ZM208 193V195L206 194V193ZM211 192V193H210ZM227 194H225V193ZM236 193V195L235 196H232V195H234L233 193ZM242 194H241V193ZM245 192H247V194L245 193ZM256 192V193H255ZM75 193V194H74ZM94 193V194H93ZM148 193V194H147ZM151 193V194H150ZM162 193L164 194V195H162ZM200 193V194H199ZM244 193V194H243ZM53 194H55V196L53 195ZM147 194V195H146ZM150 194V195H149ZM157 194H159V195H157ZM168 194V195H167ZM173 194V195H172ZM184 196H183V195ZM193 194V195H192ZM212 194V195H211ZM219 196H218V195ZM225 194V195H224ZM228 194L230 195V196H228ZM245 194H246V196H245ZM41 195H43V196H41ZM89 195V196H88ZM148 195H149V197H148ZM155 195V196H154ZM157 195V196H156ZM196 196V198H194L195 196ZM242 195H244V197L242 196ZM249 197H248V196ZM256 195V196H255ZM51 196V197H50ZM81 196H82V198H81ZM133 196H134V198H133ZM161 197V200L163 199V202L162 201H160V199L158 198V197ZM166 196H168L167 198H166ZM200 196H202V197H200ZM209 196V197H208ZM214 198H213V197ZM218 196V197H217ZM224 196V197H223ZM226 196V197H225ZM238 196V197H237ZM85 197V198H84ZM158 198L157 200H156V198ZM172 197H174V199L175 200H177V201H175V205H174V199L172 198ZM184 197H185V199H184ZM199 197V198H198ZM204 197V198H203ZM211 197V198H210ZM232 199H234V202H238L236 205L234 204V202H233V200H231V198ZM234 197H237V198H234ZM239 197H241V199L239 198ZM246 197H247V199H246ZM254 197H255V199H256V202H252L251 201V199L253 198V200L255 201V199H254ZM259 199V200H257V198ZM80 198V199H79ZM86 198H87V200H86ZM91 198V199H90ZM166 198V199H165ZM170 198H172V199H170ZM178 198V199H177ZM191 198H192V200H191ZM216 198V199H215ZM218 198V199H217ZM228 198V199H227ZM229 198H230V200H229ZM250 198V199H249ZM67 199V200H66ZM90 199V200H89ZM130 199L133 201L132 202V205H131V201H130ZM153 199V200H152ZM207 199V200H206ZM208 199H210V200H208ZM219 199H221V200H219ZM246 199V200H245ZM82 200V201H81ZM84 200V201H83ZM145 200V201H144ZM152 201L151 203H150V201ZM165 200H166V203H165ZM169 200V201H168ZM172 200H173V202H172ZM179 200V201H178ZM196 200V201H195ZM198 200V201H197ZM200 200V201H199ZM204 200H206L205 202H204ZM215 200H218V201H215ZM229 200V201H228ZM235 200H237V201H235ZM251 202H250V201ZM261 200V201H260ZM39 201V202H38ZM86 201H88L87 203H83V202H86ZM144 201V202H143ZM149 201V202H148ZM205 203H203V202ZM226 201V202H225ZM231 201V202H230ZM248 201H249V203H248ZM214 202V203H213ZM229 202H230V205H229ZM241 202V203H240ZM259 202H263L262 203V205H261V203H260V205H259ZM58 203H59V205H58ZM79 203V204H78ZM116 203V204H117ZM136 204V205H134V204ZM177 203V204H176ZM192 203H193V205H192ZM201 203V204H200ZM207 203V204H206ZM212 203V204H211ZM225 205H224V204ZM251 203H252V206H251ZM62 204H63V206L64 207H66V208H62L61 209V207H63L62 206ZM87 204V205H86ZM145 204V205H144ZM147 204V205H146ZM154 204V205H153ZM199 204H200V207L202 208H200L199 207ZM218 204V205H217ZM220 204V205H219ZM253 204H256V205H253ZM0 205H1V203H0ZM60 205H61V207H60ZM82 205V206H81ZM84 205V206H83ZM152 205V206H151ZM161 205V206H160ZM172 205V206H171ZM180 205V206H179ZM209 205V206H208ZM224 205V206H223ZM229 205V206H228ZM232 205H233V207H232ZM237 205H239L240 206V208L237 206ZM79 206V207H78ZM87 206V207H86ZM89 206V207H88ZM160 206V207H159ZM168 206V207H167ZM175 206V207H174ZM206 206V207H205ZM213 206V207H212ZM218 206V208L216 209V207ZM254 206H257V207H254ZM260 206V207H259ZM83 209H82V208ZM144 207V211H143V208ZM149 207H150V209H149ZM195 207V208H194ZM199 207V208H198ZM211 207V208H210ZM238 208V209H236V208ZM245 209H244V208ZM86 208H87V210H86ZM88 208H90V209H88ZM153 208V209H152ZM173 208H174V210H173ZM187 208V209H186ZM211 210H210V209ZM223 208V209H222ZM233 208H235L236 210H234ZM248 208H249V210L251 211V212H249V213H247L248 212ZM251 208V209H250ZM252 208H254V209H252ZM256 208H258L257 210H256ZM260 208V209H259ZM264 208V207H263ZM39 209V210H38ZM75 209V210H74ZM78 209V210H77ZM91 209H92V211H91ZM127 209V208H126ZM136 209H137V214H138V212H139V214L140 213H144L145 214V216H147L146 214H148V213H150V214H152L151 216H153L151 219H150V217L151 216H149V219H148V216L147 217H145L144 216V214H143V216H142V214L139 216H137V214L135 215V211H136ZM184 209V210H183ZM200 209V210H199ZM206 209V210H205ZM214 209V210H213ZM216 209V210H215ZM218 209H219V211H218ZM231 209V210H230ZM244 210V211H242L243 212V214H242V212H240L241 210ZM44 212H42V211ZM65 210H66V213H65ZM95 210V211H94ZM111 210H112V213H111ZM127 210H129V209H127ZM146 210L147 211H149L148 213L146 212ZM160 210V211H159ZM173 210V211H172ZM212 211L211 213H210V211ZM221 210V211H220ZM230 210V211H229ZM238 210V211H237ZM255 210V211H254ZM264 210V209H263ZM37 211V212H36ZM92 213H91V212ZM168 211H169V213H168ZM181 211V212H180ZM186 211V212H185ZM195 211V212H194ZM200 211V212H199ZM210 213V215H209V213ZM214 211V212H213ZM232 211V212H231ZM237 211V212H236ZM62 212H64V214L62 213ZM131 212V213H130ZM152 212V213H151ZM180 212V213H179ZM215 212H217V213H215ZM219 212V213H218ZM237 214V215H235V213ZM240 212V213H239ZM246 212V213H245ZM263 212L264 211H262V213L260 214V215H262L263 214ZM36 213H38V214H36ZM98 212H96V214H97ZM123 213V214H122ZM183 213V214H182ZM185 213V214H184ZM188 213V214H187ZM196 213V214H195ZM201 213V214H200ZM207 215H206V214ZM217 214V216L215 215V214ZM231 213V217L230 216H228L229 214ZM232 213H234V214H232ZM74 214V215H73ZM108 214V215H109ZM122 214V215H121ZM130 214V215H129ZM134 214V215H133ZM150 214H148V215H150ZM191 215V217H190V215ZM204 216H203V215ZM68 215V216H67ZM91 215H94V216H91ZM115 215V216H114ZM116 215H118L117 217H119V222H117L118 221V218L116 219ZM133 217H132V216ZM174 215V216H173ZM212 215H213V217H212ZM243 215V216H242ZM250 215V216H249ZM253 215L255 216L254 218H253ZM37 216H38V218H37ZM185 216V217H184ZM189 216V217H188ZM207 216V217H206ZM226 216V217H225ZM234 216V217H233ZM236 216H238V217H236ZM242 218H241V217ZM34 217V218H33ZM41 217H42V219H41ZM68 217H69V219H68ZM82 217V218H81ZM93 217H94V219H93ZM96 217V218H95ZM128 217V218H127ZM129 217H132V218H129ZM145 217V218H144ZM158 217V218H157ZM161 217V218H160ZM164 217H166V218H164ZM202 217H204V218H202ZM205 217H206V222H204L205 221ZM236 217V218H235ZM245 217V218H244ZM67 218V219H66ZM87 218V219H86ZM98 218V219H97ZM103 218V219H102ZM114 218V219H113ZM134 218H136V219H134ZM138 218H140L139 220H137ZM142 218V219H141ZM153 218H155L154 220L156 221H154V220H152ZM156 218L159 220V221H157L156 220ZM177 218V219H176ZM200 220H199V219ZM222 218V219H221ZM225 218V219H224ZM229 218H232V219H229ZM234 218V219H233ZM237 218H239V219H237ZM246 218H247V220H248V222H247V220H246ZM39 219H41L40 220V222H39ZM71 219V220H70ZM96 219V220H95ZM129 221H128V220ZM132 219H134V220H132ZM145 219H147V222L145 223V222H143ZM201 219H204V220H202L201 221ZM209 219H213V220H210V222L209 223H213L212 225H210V224H208V220ZM220 219H221V221H220ZM228 219H229V221H228ZM243 219V220H242ZM251 221H250V220ZM254 219L256 220V221H254ZM50 220V221H49ZM55 220V221H54ZM68 220V221H67ZM72 221L73 222V220H74V222H73V224H71V222L70 221ZM91 220V221H90ZM95 220V221H94ZM140 220H142V221H140ZM151 220V221H150ZM162 220V222H160ZM167 220V221H166ZM189 220V221H188ZM227 220V221H226ZM234 220V221H233ZM242 220V221H241ZM245 220V221H244ZM47 221V222H46ZM54 221V222H53ZM97 221V222H96ZM100 221H102L103 222V224L104 225H102V222H100ZM121 221V222H120ZM146 221V220H145ZM152 221H154V222H152ZM184 221V222H183ZM188 223H187V222ZM233 221V222H232ZM238 222V221H241V223L239 224V222H238V224H236V222ZM13 222V221H12ZM129 222V223H128ZM135 222H136V224H135ZM137 222H139L141 225H142V223L144 224V227L145 226H148V225H146V224H151L152 225V223H153V225L155 224V225H157V224H159V225H157V226H155V228L153 227V225L152 226H149V227H153L154 229H155V231H154V234H152V235H155V234H157L158 233V231L157 230H159L160 231V233H158L157 235H155V236H152L151 235V237H150V234L149 233H151V231H150V229H149V227H146L147 229H143L144 231H146V230H149V231H146V232H144V234H143V237H144V235H145V238L143 239L144 241L145 240H147V241H145L144 243H146V244H151L152 243V247H150V249H148V246L145 244V245H143V243H142V245L143 246H146L145 248L140 244V238H143L142 237V234L139 232V225L140 224H138V226H137ZM158 222V223H157ZM161 224H160V223ZM168 224H167V223ZM187 224H186V223ZM201 222H202V224H201ZM230 222V223H229ZM232 222V223H231ZM253 222V223H252ZM29 223V224H28ZM43 223L44 224H47V226L45 227L44 225H43ZM49 223V224H48ZM124 223V224H123ZM163 223H165L164 225H163ZM228 223V224H227ZM234 223V224H233ZM246 223H248L249 225H247ZM10 224H11V226H10ZM40 224H42V225H40ZM55 224V225H54ZM93 224V225H92ZM100 224V225H99ZM185 224V225H184ZM217 224V225H216ZM258 224H259V226H258ZM54 225V226H53ZM56 225H57V227H56ZM71 225H73V226H71ZM91 225V226H90ZM122 225V226H121ZM178 225V226H177ZM183 225H184V227H183ZM189 225H191V226H189ZM209 225V226H208ZM219 225V226H218ZM221 225V226H220ZM226 225V226H225ZM233 225V226H232ZM237 226V227H234V226ZM257 225V226H256ZM74 226L76 227V228H74ZM93 226V227H92ZM103 226V227H102ZM110 226V227H109ZM138 227V231L137 230H135V229H137L136 227ZM165 228H164V227ZM188 226V227H187ZM195 226V227H194ZM215 226V227H214ZM217 226V227H216ZM19 228V229H16V228ZM23 227V228H22ZM25 227H27V229L25 228ZM44 228V229H42V228ZM48 227V228H47ZM52 228V230L53 231H51V228ZM71 227V228H70ZM82 227V228H81ZM107 227V228H106ZM159 227V228H158ZM173 227V228H172ZM180 227V228H179ZM186 227V228H185ZM204 229H202V228ZM214 227V228H213ZM262 227V228H261ZM15 228V229H14ZM25 228V229H24ZM30 228H31V230H30ZM49 228H50V230H49ZM55 228H56V230L58 231H55ZM74 228V229H73ZM109 228V229H108ZM158 228V229H157ZM166 230V231H164V229ZM188 228V229H187ZM198 228V229H197ZM23 229V230H22ZM47 229V230H46ZM111 229V230H110ZM161 229H162V231L164 232L163 234L161 233L162 231H161ZM168 229H169V231H170V233H169V231H168ZM174 229V230H173ZM181 229V230H180ZM209 231H208V230ZM211 229V230H210ZM223 230L224 232H225V234H224V232H219L218 233V231H216V230ZM232 229V230H231ZM19 230H21V231H23V233L21 232V231H19ZM27 230V231H26ZM39 230V231H38ZM44 230H46V231H44ZM104 230H105V232H104ZM113 233H111V235H112V237H110L109 238V236H110V231ZM180 230V231H179ZM183 230V231H182ZM193 230V231H192ZM241 230V231H242ZM260 230V231H259ZM25 231H26V233L28 232V235H30L31 233V235L30 236H28L27 234H25ZM49 231H50V233H49ZM68 231V232H67ZM73 231V232H72ZM109 231V232H108ZM176 231V232H175ZM229 231H232V232H229ZM241 231H238V233H240ZM31 232V233H30ZM45 233V235L47 234V232L49 233V234H47V235H51V233L52 232H57L58 234H59V238H58V234L57 233H55L54 235H53V233H52V235L49 237L50 238V242L49 241H47V239H49V238H47L46 237V243H44L45 242V238L43 239V237H45V235H43V237L41 236L43 233ZM88 232H90V233H88ZM96 232V233H95ZM127 232V233H126ZM137 232V233H136ZM138 232H139V234H141V237L138 239V237L136 236V235H138ZM157 232V233H156ZM212 232H214V233H212ZM3 233V234H2ZM37 233V234H36ZM66 233H67V235H66ZM87 233H88V235L90 236H88L87 235ZM107 233V234H106ZM153 233V232H152ZM167 233V234H166ZM176 233H177V235H176ZM209 233V234H208ZM218 233V234H217ZM233 233V234H232ZM5 234L8 236H5ZM23 234V235H22ZM63 234H65L66 236V238L64 237V235ZM94 234V235H93ZM99 234V235H98ZM118 234V235H117ZM149 234V236H147ZM159 234H161L160 236H158ZM169 234V235H168ZM223 234V235H222ZM4 235V236H3ZM12 235V236H11ZM37 235V236H36ZM46 235V236H47ZM62 236V240H64V242L62 241V243H65V245H66V248L64 249V247H62L60 244H59V242H57V241H60L61 242V240H60V237ZM70 235V236H69ZM134 235V236H133ZM164 235H166V236H164ZM172 235V236H171ZM175 235H176V237H175ZM11 236V237H10ZM28 236V237H27ZM54 236V237H53ZM67 236H68V238H67ZM93 236H94V238H93ZM139 236V235H138ZM181 238H180V237ZM207 236H208V238H209V236L213 239V237H215L214 238V240H213V242H211V239L209 238V239H207ZM14 237V238H13ZM29 237H31L30 239L32 240H30V239H28ZM51 237H53L52 239H51ZM56 237H57V239H59V240H53V239H56ZM92 237V238H91ZM174 237V238H173ZM33 238V239H32ZM39 238V239H38ZM65 238V239H64ZM72 238V239H71ZM136 238V239H135ZM150 238V239H149ZM164 238V239H163ZM170 238V239H169ZM5 239H7V240H5ZM10 239H15L16 241H13V240H11L12 242H17L18 243V241L21 243H18L19 244V246H16L17 245V243H12L11 241H10ZM43 239V240H42ZM69 239H71V242L72 243H69L70 241H69ZM96 241H95V240ZM168 239H169V242H168ZM65 240H66V242H65ZM79 240V241H78ZM92 240V241H91ZM107 240V241H106ZM128 240V241H127ZM132 242H130V241ZM136 240V241H135ZM142 240V239H141ZM143 240H142V242H143ZM148 240H150V241H148ZM7 243H6V242ZM10 243H9V242ZM44 241V242H43ZM52 241H54L53 243H52ZM99 241V242H98ZM127 241V242H126ZM154 243H153V242ZM198 241V242H197ZM206 241V242H205ZM263 242L261 243V247L259 248V254H257L258 252L257 251H254L253 253H251L249 256H248V258H247V260H246V264H250V262L252 263V261H253V263H255V264H258V262L260 261V263H261V260H259V258L260 259H263V261H264V257H261V256H264V254H263V252H264V239L262 240ZM48 242L49 243H52V244H54L53 246H52V244H51V246L52 247H50V245L48 244ZM94 242V243H93ZM98 242V243H97ZM108 242V243H107ZM139 242V243H138ZM171 242V243H170ZM210 242V243H209ZM25 243V244H24ZM68 243V244H67ZM101 243V244H100ZM110 243V244H109ZM115 245H114V244ZM119 245H118V244ZM122 243V244H121ZM131 243V244H130ZM160 243V242H159ZM204 243H205V245L207 246H204ZM207 243V244H206ZM7 244H12V245H15L14 246V248L12 247V245H8L7 246ZM34 244V245H33ZM42 244V245H41ZM58 244V245H57ZM73 245V246H70L69 247V250L67 249L68 248V245ZM76 244V245H75ZM194 244H196V245H194ZM203 244V245H202ZM23 245V246H22ZM56 245V246H55ZM64 245V244H63ZM85 245V246H84ZM118 247H117V246ZM126 246V250H125V246H124V248L122 247V246ZM136 245H138V246H136ZM173 245H174V247H173ZM6 246L8 247V249L6 248ZM27 248H26V247ZM41 246H43L42 248H41ZM59 246V247H58ZM128 246H130L129 247V249L131 250H129L128 251ZM140 246H142V248L143 249H145V250H143V249H141L142 250V252L140 253V250H139V248H140ZM154 246V247H153ZM171 247V250L169 249V248H167V247ZM182 246V247H181ZM196 246H198L199 248H197ZM204 248H203V247ZM6 249H5V248ZM10 247V248H9ZM15 247H17V248H15ZM19 247H23V248H21L20 250H19ZM38 247V248H37ZM44 247H46V248H44ZM54 247V248H53ZM56 247V248H55ZM75 247V248H74ZM77 247V248H76ZM114 247V248H113ZM11 248H13L14 250H13V252H12V249ZM29 248H30V252H27L28 250H29ZM41 248V249H40ZM53 248V249H52ZM59 248V249H58ZM71 248H73L74 250L71 252ZM91 248V249H90ZM135 248V249H134ZM136 248H137V250H136ZM153 248V249H152ZM158 248V249H157ZM181 248H184V250L182 249L181 250ZM199 250H197V249ZM16 249V250H15ZM39 249V250H38ZM106 249H108V250H106ZM116 249H118V251L116 250ZM159 249H161V250H159ZM167 249V250H166ZM176 249V251H174V252H171L172 250H175ZM205 249V250H204ZM212 249V250H211ZM263 251H262V250ZM5 250V251H4ZM11 251V253L13 254L12 256H14V257H12L11 256V253L10 252H8V251ZM34 250H36V251H34ZM45 250V251H44ZM114 250V251H113ZM158 251V254H157V251ZM162 250H164V251H162ZM194 250H196V251H194ZM208 250H210V251H208ZM260 250H261V254H260ZM0 251H2V249H0ZM33 251V252H32ZM65 252V253H63V252ZM75 251V256H74V254H72L73 252ZM94 253H93V252ZM123 251V252H122ZM139 251V252H138ZM179 251L181 252V253H179ZM49 252V253H48ZM119 252V253H118ZM124 252H125V254H124ZM128 252H130L129 254H128ZM137 252V253H136ZM168 252V253H167ZM170 252V253H169ZM177 252H178V254H177ZM6 253H7V255H6ZM10 255H9V254ZM21 253V254H20ZM42 253V254H41ZM68 253V254H67ZM71 254V256H70V254ZM84 253H86L87 255H85V256H87V257H89V258H87V259H84L85 258V256H84ZM111 253V254H110ZM119 254H121V255H119V257H121V256H123V257H121V258H118V259H116V256L118 257V255ZM173 254V255H170V254ZM198 253V254H197ZM211 253V254H210ZM15 254V255H14ZM46 254V255H45ZM53 254V255H52ZM137 254V255H136ZM138 254H139V256H138ZM142 256H141V255ZM257 254V255H256ZM4 255H6V256H4ZM8 255H9V257L10 258H8ZM19 255V256H18ZM20 255H22V256H20ZM106 257H105V256ZM114 255V256H113ZM135 255V256H134ZM180 255V256H179ZM192 255H193V257H192ZM260 256V257H256V258H258L256 261H258V262H254V260L256 259L255 258V256ZM16 256H18L17 258H16ZM69 256H70V258H69ZM92 256H93V258H92ZM96 256V257H95ZM99 256V257H98ZM126 256V257H125ZM131 256V257H130ZM133 256L135 257V259L137 260L139 257V259L136 261L134 258H133ZM4 257V258H3ZM56 257V258H55ZM74 257V258H73ZM108 257V258H107ZM112 257V259L114 258V261L113 260H110V258ZM138 257V258H137ZM179 257L181 258V259H179ZM192 257V258H191ZM210 257V258H209ZM252 257H254L253 259H252ZM1 258H2V260H1ZM18 258H19V260H18ZM50 258V259H49ZM67 258V259H66ZM97 260H96V259ZM102 258H104V259H102ZM176 260H175V259ZM200 258H202V259H200ZM205 258H207V259H205ZM5 259V260H4ZM22 259H24V260H22ZM57 261H56V260ZM69 259H72L71 261L69 260ZM93 259H95V261H93ZM120 259H122V260H120ZM126 260L127 259V261L128 260H130V261H128V262H126V261H123V260ZM209 259H210V261H209ZM4 260V261H3ZM54 260V261H53ZM69 260V261H68ZM86 260H88V261H86ZM110 260V261H109ZM205 260V261H204ZM10 261V262H9ZM19 261V262H18ZM27 261H25V262H23L22 264H24V263H26ZM56 261V262H55ZM59 261V262H58ZM82 261H86V263H83ZM112 261V262H111ZM122 261V262H121ZM167 261V262H168ZM187 261V262H186ZM189 261V262H188ZM199 261V262H198ZM214 261H216V260H214ZM14 262V263H13ZM17 262V263H16ZM54 262V263H53ZM64 262V263H63ZM90 262V263H89ZM101 262V263H100ZM109 262V263H108ZM186 262V263H185ZM202 262V263H201ZM206 262H208V263H206ZM224 263L223 261H217L215 264H219V263ZM164 263V264H165ZM169 263H171V262H169ZM169 263H166V264H169ZM252 263V264H253ZM259 263V264H260ZM26 264H29V261H28V263H26ZM153 264H155V262H153ZM262 264H264V262H262Z\"/></svg>",
	"mask_w": 264,
	"mask_h": 264
}]
</instances>
